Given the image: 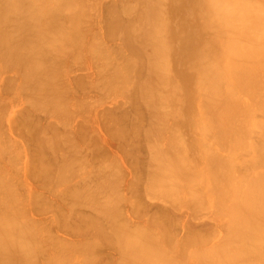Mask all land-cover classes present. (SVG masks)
Returning a JSON list of instances; mask_svg holds the SVG:
<instances>
[{
    "label": "bare ground",
    "instance_id": "1",
    "mask_svg": "<svg viewBox=\"0 0 264 264\" xmlns=\"http://www.w3.org/2000/svg\"><path fill=\"white\" fill-rule=\"evenodd\" d=\"M84 1V0H83ZM105 1V0H104ZM120 1V0H119ZM122 2H123V0H121ZM143 2V4H142V2L141 3H137V2ZM243 2H244V0H242ZM248 1H250V0H246V4H243L240 0H239V2L238 3H236V0H138L137 2H136V4H139V6L138 7H140V9L139 8H137V10H139L140 12H134V14L135 13H137L136 15H134L133 16V14H131V13H133V11H134V9H136L135 8V4H134V6H132L133 4L130 2V0L128 1V0H126V1H124L125 3V5L122 3V2H118L117 3V5L116 4H114L113 3V5H115V6H117V7H119V5H120V8H116V9H120V10H123V12H121V16H122V18L121 19H123L124 18V21L123 22H121L122 20H120L119 18L121 17L119 14H118V12H115V11H118V10H116L115 8H113V7H111V8H113V10L115 9V11H113L112 13L111 12H108V11H110V10H107L106 8H104V10L102 11L103 12V14H105V12L107 11V14H105V15H107L106 16V18L109 16V13H110V15L111 16H109V21H108V18L107 19H105V20H107V21H105L106 22V28H107V31L110 33H108L107 35H113V34H111L112 33V31L113 30H117L116 32H118L119 30V32L118 33H121L120 34V36L122 35V37H123V42H124V44H123V46H124V49H125V47H127L126 49L128 50V52H130V53H128L127 51H125V53L122 51H120L119 50V48H121L120 46H119V44H116L117 45V47H115V48H118V50H119V54L118 55H116V56H121L122 57V60L119 62L121 65H122V67H121V65L119 66L118 64H115L114 65V63L113 64H111L112 65V70H111V65H110V63H112V62H109L110 60H109V58H107L106 57V55L109 57V55L107 54V52L105 53V52H103V54H104V56H105V58L103 59L104 61V63L103 62H100L99 63V65H102L101 67H103V66H105V65H103V64H106V68H108L109 69V67H110V69L109 70H107V73H105L104 72V67H103V71L102 72H104L105 74L103 75V77L105 78V79H108V77L107 76H109V79H108V81H109V85H111V88H112V86H116L119 90H121V91H124V89H125V86H127V84H125V82L124 81H126L127 79H125V74L127 75V77L126 78H128L131 74H132V76H130L129 77V79H130V82H131V87L130 88H128V87H126V88H128V89H130V92H128L129 90H127V93H125V94H129V96L131 97L130 99H133L134 101V105L136 104V105H141V109L140 110H137V108L135 109L137 112H135V113H133V115H134V119H136L137 120V118H136V114H138V112H139V114L141 113H144V112H146V115L147 114H149L150 116H149V118H150V121H148L150 124L145 128L146 129V131H145V129H144V127L142 128V129H144V131H145V134H144V136L146 135V136H149V138L150 137H152L154 134L155 135H157V133L161 136V132H160V130L162 129V133L163 132H165L166 131V135L170 132V135L173 133V128L171 129V131H170V129L168 128V126H167V122L166 123H164L165 122V120H167V117H169L168 116V114H169V112L168 111H166L165 109H167L168 107H167V105H169V110L172 112V113H174L172 116H170L171 118L170 119H175L176 120V122H180V124L181 125H183L184 126V128H182L181 130H182V135H184L185 134V136H186V138L184 139V143L182 144L181 142H180V139H178V134H175V132L173 133V134H175L174 135V137L177 135V141L176 142H178V140H179V144L177 145L178 147H179V145H182L183 147H180V149H179V154H178V151H176L177 149L176 148H174V146H173V149H172V147H170L171 145H170V143L169 142H167V144L169 145V149H167L166 150V148H164L165 149V151H163V150H161V153L163 154H161V155H156L155 156V154H160V150H157L159 153H154V152H151L150 151V149H148L149 147H150V145L149 144H147V142H151L150 144H152V145H155V146H152V147H155L156 148V144L157 143H159L160 141H158V140H156V141H154V139L155 138H157V136H155V138H154V136L152 137V138H154L153 139V141H150V140H145L146 139V137H145V139H143V142L145 143V141H146V143H145V147H147V149L145 148V151L147 150H149V156H150V152H151V154L153 153V155L152 156H150L149 157V159L151 160V162L153 163V166H152V164H149L148 165V167H146L147 166V164L148 163H145V169L147 168V169H149L150 168V170H148V172H147V175H145L146 174V172L145 173H143L146 177H148V178H145L144 180H147V181H150V179L152 180V181H150L149 183L147 182L146 183V187H145V185H144V187L145 188H147V189H149L150 191H149V193H151V195L150 196H148V197H154L155 198V196H152V194L154 193V194H156L157 196H160L161 194H159V192H157V193H155V191H153V190H155V186L157 185V183H156V181L160 184V182L161 183H164L165 185H162L163 187H165L164 189H166L167 187H166V184L168 185L169 183L170 184H172L173 186H174V188H177V187H185V188H187V192L189 193V195H190V199L192 198L193 200H189V198L187 199V198H185L183 201H185L186 199L187 200H189V201H193L194 203H195V201H200L201 199H202V201L203 200H205V194L206 193H208L209 192V195L211 194V197H209V198H211V201H208L209 203L207 204V205H209L210 204V206H211V203H212V201H213V199H214V195H215V191L217 192L216 194L217 195H215L216 196V207L217 208H219L220 209V211H221V214L225 217L224 219H223V227L225 228V230H224V234L221 232V234H222V236H220V238L218 239V240H212L211 242H212V244H211V246L207 249V251H199V249H201V250H203V249H205V247L203 248V247H201V240H202V238H200V236H199V238L201 239V240H199L200 241V244L199 243H197V242H199V241H195L196 242V244H199L198 246L199 247H201V248H199V247H197L196 248V250H197V252L196 253H193V251L195 250V248H193L192 247V245H191V247L194 249L193 251L192 250H189L188 251V253L189 252H191V254L189 255V256H195V254H197L198 252H200L201 253V257L203 258V256H204V254H205V260H204V264H264V129L262 130V129H260L259 127V125H258V128H259V130L258 131H256L257 130V126H255V127H253L254 129H252L251 128V125L252 124H257V123H254V121H255V118H254V116L256 115V113H259L260 111H258V110H261V114H262V112L264 113V104H262L263 102H261L260 103V101H259V105L260 104H262L263 105V107H261L260 108V106H262V105H258L257 107V109H256V107H254V105L253 106H251V104H250V106H249V102L248 101H245V103H244V101H241L242 103L241 104H243L244 103V105L243 106H240L241 107V109H243V111L242 110H240V108H239V100L236 98V96H237V93L241 90V91H243V90H245L246 89V91H248V93L249 94H247V92H246V95H249L248 97H250V94H252L253 95V92L255 93L256 91H257V89H255L256 87H260L261 85H263L262 83H257V77H259L258 75V73L256 72V73H254L256 76H254L253 77V71H257V69H258V67L260 68L261 67V65H262V67L261 68H263L264 69V66H263V64H261V65H259L258 63H257V61L256 60H258L259 59V57L260 56H262V57H260V59L261 58H263L264 57V41L262 42V44L260 43V39L262 38V37H258V39L256 40V43L258 42V44L257 45H263L262 47H260V46H255V49L258 51V54H260L259 56L258 55H256V50H253V48H254V45H253V41H254V44L256 45V43H255V40H251L252 42L251 43H249V41L248 40H245V45H244V47L247 45V47H245V48H248V51L249 52H246L247 51V49L244 51V49H243V51L242 50H240V49H242L241 47H239V46H241L242 45V43L244 42V40H242V38L245 36V35H247V38L246 37H244L245 39H248V37H249V40H250V36H251V32H253L254 30H253V28L251 27L252 26V23L254 22V20H253V22L251 23V21H252V19H251V17H249L248 18V13H247V15L246 14H244L245 16H247L246 18H248L247 20H245L246 18H244V15H243V13H242V10H243V6L246 8V6H247V8L250 6V5H252L251 3H249ZM252 1V3H253V5L252 6H254L255 4H257L260 0H251ZM258 1V2H257ZM261 1H263V3L262 4H264V0H261ZM73 2H77V5H78V7L76 8V7H73L74 5H72V4H74ZM86 2V1H85ZM94 1H92V3H93ZM97 2V1H96ZM95 2V3H96ZM111 2H113V1H110V3ZM79 3V4H78ZM109 3V2H108ZM109 3V4H110ZM123 4V6L122 7H124V8H121V5ZM134 3H135V1H134ZM260 3V4H261ZM88 3H86V5H87ZM91 3L89 2V5H90ZM94 4V3H93ZM127 4V5H126ZM131 6V7H134V8H132L133 9V11L131 10V7H129L128 8V6L129 5ZM132 4V5H131ZM142 4V5H141ZM76 4H75V6H77ZM84 8V7H86L84 4H82V2H80V1H77V0H0V60L1 61H3L4 59V61H6L7 63H8V65H7V63H5V64H3L4 62H0L1 64H0V66H1V68H2V66L3 65H5V66H8V68H9V64H13V66L11 65L10 67L12 68V67H14V65L16 66V68L19 66V67H21V69L20 68H17V70H15V71H17V73H19V72H21V73H23V75H24V73H26L25 75L26 76H21V73H19L20 74V79L22 80L23 79V81H21L20 79V81L21 82H28V81H30L29 79H32L31 81H35V84H37L39 81H47V80H49L50 79V77H52V75H53V72L55 71V70H57V69H62V68H60V66L58 65L57 66V64H56V66L58 67H56L55 66V64L54 63H52L54 60H53V57H55L54 59H55V63H58L59 62V64H61L62 63V65H63V62H61L60 63V61H58V60H60V57H61V59H62V57H63V60L64 59H66L68 56L65 54V53H67V54H72V53H77V52H81L82 50H81V47L78 49V47L79 46H81V44L79 45L78 44V47H77V44H75L74 42L75 41H77V43L79 42L78 41V39H79V37L83 34H85L84 32H86V31H88L87 29L90 27L87 23H86V25L87 26H89V27H87V28H85L84 29V27L83 26H86L85 24H81V23H79V20H77L78 21V23H76L75 21H74V16L75 15H78L79 13H77V12H79V10L82 8L81 6ZM98 5V4H97ZM112 5V6H113ZM141 5V6H140ZM258 5V4H257ZM257 5L256 6H254L255 8L257 7ZM71 6V7H70ZM110 6H111V4H110ZM114 6V7H115ZM79 7H81V8H79ZM97 7V9H98V6H96ZM95 7V8H96ZM125 7H126V9H129V11L127 10V11H125L126 9H125ZM251 7V6H250ZM79 8V9H78ZM81 9V10H88L87 8L85 9ZM93 8V7H92ZM246 8V9H247ZM253 7H251V9H252ZM259 8V7H258ZM89 9H91V8H89ZM96 9V10H97ZM257 9V8H256ZM256 9L254 10V13H255V11H256ZM68 10V11H67ZM112 10V9H111ZM120 10H119V12H120ZM253 10V9H252ZM251 10V11H252ZM65 11H67L68 12V14L70 15V16H68V14H66V12ZM132 11V12H131ZM136 11V10H135ZM251 11H249V12H251ZM64 12H65V16H66V21H67V19H68V17H69V20H70V23H68V22H66V24H67V28H64L63 26V24H65V23H63V22H60V20H62V16H64V15H62V13L64 14ZM100 12H101V10H100ZM100 12H99V14H100ZM114 12L116 13L115 15H117L116 17L114 16ZM126 12V13H125ZM130 12V14H131V17H128V15H130V14H128ZM125 13V14H124ZM138 13H139V18H138ZM262 13H264V12H262ZM81 14V13H80ZM123 14H124V16H123ZM128 14V15H127ZM260 14V16L262 17V15H261V12L260 13H258V15ZM60 15H62V16H60ZM82 15V14H81ZM101 15V14H100ZM119 15V16H118ZM257 15V14H256ZM83 16V15H82ZM103 16V15H102ZM126 16H127V18H130V19H128V21H129V23L127 22V23H125L127 20L125 19L126 18ZM136 17L137 16V18H134L133 19V17ZM249 16H252V14L250 13V15ZM259 16V17H260ZM61 17V18H60ZM87 16H85V22L87 21V18H86ZM115 17V18H114ZM119 17V18H118ZM59 18H60V20H59ZM77 18L79 19V18H82V17H80V16H77ZM88 18H89V16H88ZM118 18V19H117ZM253 18V17H252ZM258 17H256V19H257ZM263 19H264V17H262ZM113 19V20H112ZM132 19V20H131ZM135 19L137 20V21H135ZM250 19V21H248ZM260 19V18H259ZM12 20V21H11ZM64 20H65V18H64ZM131 20V21H130ZM134 20V21H133ZM83 21V20H82ZM81 21V19H80V22H82ZM101 21H103V20H101ZM256 21V23H258L257 22V20H255ZM8 22V23H7ZM12 22L13 23H15V25H16V29L15 28H13V27H10V25L12 24ZM75 22V23H74ZM84 22V23H85ZM89 22V21H88ZM136 22V23H135ZM5 23V24H4ZM90 23V22H89ZM122 23H125V24H122ZM262 23H264L263 21H262ZM4 24V25H3ZM9 26H8V25ZM62 24V25H61ZM66 24H65V27H66ZM83 25L82 27L79 25L77 28L79 29V27L80 28H82V29H84V31H83V33H81L82 32V30H78L77 28H75L74 26L75 25ZM247 24H251L250 26H248V27H251V29H249L248 27V30H244V26H246ZM69 25V26H68ZM102 25V24H101ZM8 26V30L7 31H5L3 28L4 27H7ZM104 26V25H103ZM253 26H254V24H253ZM257 26V25H256ZM259 26V25H258ZM262 26H264L263 24H262ZM92 27V26H91ZM10 28V29H9ZM14 30H16L17 32H16V34H14V32L15 31H13V29ZM242 28H243V30H242ZM258 28H260V27H258ZM12 29V31L10 32L9 30H11ZM90 29V28H89ZM105 29V28H104ZM103 29V30H104ZM119 29V30H118ZM256 29V28H255ZM95 30H97L98 31V29H94L93 30V34H94V32H95ZM251 30V31H250ZM253 30V31H252ZM260 30V29H259ZM48 31H50L51 33H48ZM78 31H80V33L78 32ZM96 31V32H97ZM105 31V30H104ZM107 31L105 32V35H106V33H107ZM246 32L247 34H244V32H243V36L240 34V32ZM247 31H250V35L248 34L249 32H247ZM103 32V31H102ZM115 32V31H114ZM12 33V34H11ZM19 33H22L21 35H19ZM97 33H99V32H97ZM253 33H256V32H253ZM92 34V32L90 31V35ZM104 34V33H103ZM82 35V36H83ZM89 35V36H90ZM100 35V34H99ZM106 35V36H107ZM236 35H241L242 36V38H239V37H237V38H239V39H241V41H243V42H240V44L239 45H237L236 44V47L238 48V49H234V47L232 46V45H235L234 44V41L237 39V38H234V36L236 37ZM249 35V36H248ZM261 35V34H260ZM82 36L80 37V38H82ZM88 36V35H87ZM103 36V35H102ZM114 36V35H113ZM112 36V37H113ZM232 36H233V39H232ZM240 36V37H241ZM263 36V35H262ZM84 37H85V35L83 36V39H84ZM91 37V36H90ZM95 37V36H94ZM109 37H111V36H109ZM122 37H120V38H122ZM254 37H255V34H254ZM89 38V37H88ZM115 38V37H114ZM114 38H112L113 40H114ZM119 38V39H120ZM251 38H253V37H251ZM260 38V39H259ZM83 39H81V40H83ZM93 39L94 38H92V41H93ZM100 39V38H99ZM111 39V38H110ZM111 39V40H112ZM239 39H237V40H239ZM255 39V38H254ZM264 39V38H263ZM81 40H80V42H81ZM232 40H234V41H232ZM260 40V41H259ZM71 41V42H70ZM247 41H248V43H247ZM235 42H237V41H235ZM95 43V42H94ZM118 43V42H117ZM120 43H122V41L120 42ZM97 44H100V45H98V48H95L96 50L97 49H101L102 50V47H101V43L98 41L97 42ZM97 44H94V46L95 45H97ZM244 44V43H243ZM74 45H76V46H74ZM115 45V46H116ZM253 46V48H251L250 46ZM72 46H73V49H72ZM92 47H93V45H91ZM119 46V47H118ZM250 48H249V47ZM91 47V48H92ZM97 47V46H96ZM108 47H110V46H108ZM232 47H233V49H232ZM243 47V46H242ZM69 48V49H68ZM77 48V51L75 50ZM94 48V47H93ZM113 48V47H112ZM110 49V50H112L113 52H115L114 51V49L115 48H113V49ZM258 48H260V49H258ZM231 49H232V51H235V50H237V53L236 52H234L236 55H232L231 53H232V51H231ZM251 49V50H250ZM80 50V51H79ZM88 50H90V48L88 49ZM96 50H94V52H96ZM101 50H100V52H101ZM104 50V49H103ZM121 50H123V49H121ZM241 52V56L243 57L244 56V58H246V59H244V58H242L241 56H239L240 55V52ZM91 51V50H90ZM90 51H88V52H90ZM99 51V50H98ZM97 51V52H98ZM231 51V53H230V55L231 56H235V57H233V59H231V57L229 58V56H228V58H229V60L230 61H226L225 60V62H227L228 63V65L229 64H232L233 66L235 65V63L237 62V61H239L238 59V57H240L241 59H242V61H239V63H241V64H239L238 62V64L241 66H239V65H235L234 66V68H233V66H230L231 67V70H229V72L230 71H232V72H230V74H228V75H230V76H232L233 77V75H234V78L236 79H234V78H232V82H235V81H237V82H235V84L233 83H231V82H229V83H227V82H225V80L223 79L224 78V76H223V73L225 74V72H226V70L223 72V70L224 69H226L225 67H226V65H225V67H223L222 68V65H220V62L221 61H223L222 59L224 58L223 57V55H225L226 56V58H227V53L228 52H230ZM252 51V52H251ZM254 51V52H253ZM262 52V53H260V52ZM121 52V53H120ZM238 52H239V54H238ZM243 52V53H242ZM248 53V54H246V53ZM116 53H117V51H116ZM116 53H114L113 55L115 56V54ZM233 53V54H234ZM244 53H245V55H244ZM250 53H255V55H256V57L254 56V54L252 55V54H250ZM56 54V55H55ZM60 54V55H59ZM67 56V57H64L65 55ZM74 54H73V57H74ZM82 54V53H81ZM100 53H98L97 55H98V57L99 56H101V55H99ZM101 54H102V52H101ZM102 54V55H103ZM120 54H130V55H120ZM131 54H133V56L131 55ZM62 55V56H61ZM77 55H79V54H77ZM94 55V54H93ZM248 55V56H247ZM252 55V56H251ZM9 58H8V57ZM53 56V57H52ZM76 56V55H75ZM80 56H82V55H80ZM96 56V55H95ZM132 57V58H130V57ZM124 57V58H123ZM220 57H223V58H220ZM249 57V59H251V57H255V58H257L255 61H256V64H258L256 67H254V68H252V69H256V70H252V71H250L249 72V69L252 67H250V61H252V60H249V62H248V58ZM7 58V59H6ZM28 58V60H26ZM34 58H36V60H33ZM52 58V59H51ZM57 58H59V59H57ZM71 58H72V56H71ZM78 58V57H77ZM80 58V57H79ZM103 58V57H102ZM101 58V59H102ZM114 58H116V57H114ZM235 58L237 59V61L235 60ZM3 59V60H2ZM8 59H11L12 60V62H11V60H9L10 61V63H9V61H8ZM33 60L32 62H37V61H39V62H37L36 63V67H35V69L33 70V64H32V62H29L30 60ZM38 59V60H37ZM68 60L70 59V57L69 58H67ZM97 59V58H96ZM108 59V61L107 62H109V64H107V62H106V60ZM118 59H119V57H118ZM26 61V63L27 62H29L28 63V65H25L24 64V62L23 61ZM50 60L52 61V62H50ZM56 60H57V62H56ZM63 60H61V61H63ZM80 60V59H79ZM94 60V59H93ZM232 60H233V63H231L232 62ZM247 60V62L250 64V65H248V63L247 64H245V69H244V63H245V61ZM74 61H75V59H74ZM100 61V60H99ZM236 61V62H235ZM244 61V62H243ZM254 61V60H253ZM254 61V62H255ZM258 61H260V60H258ZM263 61V60H262ZM261 61V62H262ZM43 62H46V65H45V63H43ZM47 62H49V63H47ZM71 62V61H70ZM76 62H78L77 60H76ZM75 62V63H76ZM83 62V61H82ZM82 62H81V64H82ZM254 62H252V64L254 63ZM22 63H23V65H24V67H23V65H22ZM30 63H31V65H30ZM38 63H39V65H38ZM44 64V66H43V64ZM84 63V62H83ZM96 63H98L97 61H96ZM221 63H224V62H221ZM40 64H42V65H40ZM50 64V65H49ZM52 64H54V67H51V65ZM77 64V63H76ZM32 67V69H31V67ZM96 65V64H95ZM107 65H108V67H107ZM110 65V66H109ZM118 65V68L116 67ZM227 65V66H228ZM243 65V66H242ZM246 65L247 66H249V67H246ZM255 64H253V66H254ZM26 66H27V68H29V69H26ZM44 68H43V67ZM48 66V68H54L55 69V67H56V69L55 70H53V71H51L52 72V75L50 76H48V74L49 73H51L50 72V69H46V67ZM67 66H69V64L67 65ZM140 67V69H141V71L143 72V68H144V70L146 69V73H144L145 74V76L143 77V75H142V78L139 76V77H137V75H135V71L134 70H136V71H139L140 69H139V67ZM39 67V68H38ZM120 67V68H119ZM229 67V66H228ZM236 67V68H235ZM240 67V68H239ZM0 68V69H1ZM10 68V69H11ZM16 68H14V69H16ZM40 68H43V69H40ZM106 68H105V70H106ZM135 68H137V69H135ZM260 68V69H261ZM10 69H9V71H10ZM18 69H20L19 71H18ZM24 69V71L25 72H22V70ZM38 69V70H37ZM40 69V70H39ZM45 69H46V71H45ZM67 69V68H66ZM102 69V68H101ZM131 69H133V70H131ZM223 69V70H222ZM228 69V68H227ZM233 69V70H232ZM234 69H235V71H236V69H241V71H239V73L240 72H242V73H240V75H239V73H238V71L237 72H235L234 71ZM248 69V70H247ZM259 69V70H260ZM262 69V70H263ZM5 70V67H4V69L2 70V71H4ZM29 70V71H28ZM33 70V71H32ZM43 70H44V72H43ZM47 70H49L48 72H47ZM60 70H57V72L59 73V71ZM96 70V69H95ZM110 70H111V74H110ZM121 70H123L122 72H124V73H122L121 72ZM128 70H131V73H129L128 72ZM243 70V71H242ZM258 70V71H259ZM31 71V72H30ZM37 71V72H36ZM40 71H42L43 72V75H45L44 77H40L41 75H38V74H41L40 73ZM62 71V70H61ZM100 70H98V72H99ZM132 71H134L133 73H132ZM141 71H139L140 73H141ZM245 71H247V72H249V74L247 73V72H245ZM46 72V73H45ZM95 72V71H94ZM97 72V73H98ZM108 72H109V75H107L108 74ZM139 72H136V74H138L139 75ZM235 72V74H237V76L235 75V74H233ZM245 72V73H244ZM34 73H35V76H31V77H29V75H34ZM37 73V74H36ZM54 73H56V72H54ZM129 75H128V74ZM143 73H141V74H143ZM231 73H232V75H231ZM253 75H252V74ZM122 74H124V76L122 75ZM226 74V75H227ZM248 74V75H247ZM258 74V75H257ZM37 75H38V79L39 78H43L42 80H38L37 79ZM47 75V76H46ZM56 75H57V73H56ZM56 75H55V78H58V76L56 77ZM97 75H99V74H97ZM101 75V74H100ZM99 75V76H100ZM135 75V80L136 81H131V80H133L134 79V76ZM227 75V76H228ZM241 75H243V76H245V77H240ZM246 75L248 76V77H250L251 75V77L249 78V79H247L248 77H246ZM261 75V74H260ZM264 75V74H263ZM262 75V76H263ZM60 76H62V75H59V78H60ZM84 76V75H83ZM99 76L97 77L98 78V80L100 81L101 80V78H102V76H100V78H99ZM236 76V77H235ZM22 77V78H21ZM33 77V78H32ZM46 77V78H45ZM75 77V76H74ZM107 77V78H106ZM229 77V76H228ZM227 77V78H228ZM237 77H238V79H237ZM240 77V78H239ZM253 77V78H252ZM25 78V79H24ZM28 80H27V79ZM53 79H54V75H53V77H52ZM50 79L51 81H47L46 82V84H48V83H51V84H53L54 82L55 83H57V80H53V79ZM62 78H63V76H62ZM76 78H77V76H76ZM81 78V77H80ZM79 78V79H80ZM96 78V77H95ZM103 78V80H101L102 82H104V79ZM230 78V77H229ZM243 79V82L244 81H246V79H247V81L248 82H242V79ZM256 79V82H255V84L257 83L258 85H260V86H255L254 87V83H253V80L252 79ZM8 79V78H7ZM16 79V78H15ZM125 79V80H124ZM225 79H226V77H225ZM235 81H234V80ZM241 79V80H240ZM245 79V80H244ZM251 79V81H249ZM259 79H261V77H259ZM6 80V79H5ZM54 82H53V81ZM60 80V79H59ZM59 80H58V82H59ZM95 80V79H94ZM224 80V82H222ZM227 80V79H226ZM262 80V79H261ZM8 81H12V80H8ZM63 81V80H62ZM97 81V80H96ZM127 81H129V80H127ZM127 81H126V83H127ZM231 81V80H230ZM242 82V85L245 87L244 89H241L239 86H241L240 84H239V82ZM263 81V80H262ZM19 82V81H18ZM53 82V83H52ZM124 82V83H123ZM129 82V83H130ZM135 84V88H133L134 87V85L132 86V84L133 83ZM252 83V84H250V87H252V91L253 90H255V91H251L250 90V92H249V90H247V88H246V86L248 85L247 83ZM261 82V81H260ZM7 83V82H6ZM55 83H54V85H55ZM60 83V82H59ZM79 83V82H78ZM81 83V82H80ZM86 83H87V81H86ZM94 83V82H93ZM108 82H105V85H103V83L101 84V86H102V89H103V87L105 86V88L107 89V87H106V84H107ZM125 84V86L123 85V84ZM23 83H20V85H22ZM65 84V83H64ZM64 84L62 85V83L61 84H56L55 86L57 87H59V86H63V88H64ZM82 84V83H81ZM80 84V85H81ZM99 83L97 82V85H98ZM229 84V85H228ZM238 84H239V86H238ZM256 84V85H257ZM1 85V84H0ZM8 85V84H7ZM12 85V84H11ZM14 86H15V83L13 84ZM12 85V86H13ZM42 85H44V84H40V85H38V87L36 88V90H34L35 88H33L32 86H29L28 87V89H30V90H32V92L29 90V94H27V95H29L30 97V101H31V99H32V101L31 102H34V103H36V104H39V105H41V106H44L45 108L46 107H53L54 106V103H56V104H58L59 103V105H61V103H60V101H62V102H64V101H66V99L64 98L63 100L61 99L60 100V98L62 97H59V92L61 91V92H63L62 90H61V88H62V86L61 87H59L60 89H58L57 90V88H56V90H57V94H56V92L54 93V92H51V90H52V88H48V89H50V93H48L46 90H48V89H46V90H44L45 92H43V91H41V90H39L38 88L40 87V88H42ZM93 85V84H92ZM95 85V84H94ZM123 85V86H122ZM25 85L23 84L22 86H20V88H22V87H24ZM26 86H28V84L26 85ZM46 86V85H45ZM68 86V85H67ZM72 86H74V85H72ZM77 86H79L78 84H77ZM76 86V87H77ZM83 86V85H82ZM96 86V85H95ZM99 86V85H98ZM98 86H96V87H98ZM235 86V87H234ZM237 86V87H236ZM5 87V86H4ZM18 87V86H17ZM123 87V88H122ZM247 87H249V86H247ZM12 88V87H11ZM16 88V87H15ZM14 88V89H15ZM25 88V89H24ZM24 88H22L23 90H27V88L26 87H24ZM33 88V89H32ZM62 88V89H63ZM65 88H67V87H65ZM64 88V89H65ZM68 88H69V86H68ZM75 88V87H74ZM101 88V87H100ZM133 88V89H132ZM237 88V89H236ZM238 88H240V89H238ZM243 88V87H242ZM3 89V88H2ZM5 89V88H4ZM17 89V88H16ZM21 89V90H22ZM38 89V90H37ZM113 89V88H112ZM123 89V90H122ZM251 89V88H250ZM263 88L261 87V90H262ZM10 90V89H9ZM65 90H67V89H65ZM77 90V89H76ZM82 90V89H81ZM105 90V89H104ZM117 90V89H116ZM2 91H5V90H2ZM12 91V90H11ZM15 91V90H14ZM36 91V92H35ZM38 91H41L42 92V95H43V93H44V96H45V94H46V92H47V95H51V93L52 94H56L55 96H57V97H53L54 95H51L52 96V99H50V100H52L51 102L49 101H47L46 99H44V101H42L43 99H41V98H43V96L41 95V92H39L40 94H38V95H41V96H37L36 94H37V92ZM53 91H55L54 89H53ZM79 91V90H78ZM78 91H76V93H78ZM240 91V92H241ZM260 91V89L258 88V92ZM30 92H31V94H30ZM125 92H126V90H125ZM215 92V93H214ZM219 92V93H218ZM244 92V91H243ZM244 92V93H245ZM3 93V92H2ZM34 93H36V94H33ZM65 93V92H64ZM75 93V94H76ZM218 93V94H217ZM243 93V94H244ZM9 94V93H8ZM12 94V93H11ZM26 94H23V95H26ZM239 94V96H237V97H239V98H241L240 97V95L242 94V92L241 93H238ZM263 94H264V91H263ZM33 95V96H32ZM35 95H36V97H35ZM60 95H61V93H60ZM64 95V94H63ZM245 95V94H244ZM255 96V98L257 97L256 96V94H254ZM257 95H258V93H257ZM49 96H47L48 98H50ZM128 96V95H127ZM127 96H126V98H127ZM26 97V96H25ZM31 97H33V98H31ZM34 97H35V99H34ZM37 97H41L40 99H38ZM70 98H71V96H69ZM68 97V98H69ZM76 97H78V95H76ZM262 97V96H261ZM264 97V96H263ZM13 98V97H12ZM39 100V101H42V103L40 104V103H38V102H36L37 101V99ZM54 98H56L57 99V101L55 102V99ZM216 99V102L214 101L215 99ZM235 98V99H234ZM243 98V97H242ZM251 98H253L252 96H251ZM255 98H254V100H255ZM58 99L60 100V101H58ZM130 99H128V101H130ZM214 99V100H213ZM258 99V98H257ZM257 99L255 100V101H257ZM260 99V98H259ZM35 100V101H34ZM49 100V99H48ZM125 100V99H124ZM220 101L221 100V102H218V101ZM242 100V99H241ZM252 101H253V99H251ZM263 100V98L261 99V101ZM14 101V100H13ZM27 101H29V100H26V102ZM47 102V106L46 105H43V104H45V103H43V102ZM76 101H78V99L76 100ZM127 100H126V102H128ZM211 101H213V102H215L214 103V105H213V103L211 102ZM235 101H237V105H236V103H235ZM117 102V101H116ZM133 102H132V104H133ZM222 102H223V104H222ZM246 102H247V104H246ZM29 103V102H28ZM48 103H50L49 104V106H48ZM66 103V102H65ZM79 104H80V102H78ZM83 103H84V101H83ZM122 104H123V102H121ZM125 103V102H124ZM131 103V101L129 102V104ZM212 103V104H211ZM219 103H221L222 104V107L223 108H225V107H227L228 108V110L229 109H232L233 107L232 106H235L236 108H234V110L235 111H237V109H238V112H239V110L242 112V115L243 116H239V118H238V115L240 114V112H239V114H237V112L234 114L233 113V116H231L232 115V113H231V117H229L230 119L231 118H233V120L235 119V117H237L238 118V120H237V122H235V123H237V125H232V124H234V121L232 122H230L229 121V119L227 118V115H228V113L227 112H229V111H227L226 112V114L227 115H223L222 116V111H224L223 109H222V107L220 106L221 104H219ZM251 103V102H250ZM32 104V103H31ZM52 104V105H51ZM64 104V103H63ZM62 104V106L64 107V108H66L67 107V103L65 104V105H63ZM79 104L77 105L78 107H79ZM85 104V103H84ZM114 104V103H113ZM213 105L214 107H212L211 105ZM219 104V105H218ZM7 105V104H6ZM28 105V104H27ZM59 105H55V109H56V111H57V108L59 107L60 108V106ZM74 105H75V103H74ZM81 105H83V104H81ZM125 104H123V106H124ZM135 105V106H136ZM164 105H166V106H164ZM218 105V106H217ZM225 105V106H224ZM228 105H232L231 107L229 106L228 107ZM247 105V106H246ZM8 106V105H7ZM23 106V105H22ZM61 106V107H62ZM126 106V105H125ZM128 106V105H127ZM131 106V108H133L134 109V107H132L133 105H130ZM129 106V107H130ZM201 108H200V107ZM221 107V109H222V111H221V109L219 108H217V107ZM238 106V107H237ZM256 106V105H255ZM77 107V108H78ZM116 107V106H115ZM138 107V109L140 108V106H137ZM163 107H166V108H163ZM243 107H245V112L246 111H248L247 113H244V108ZM248 108V110H247V108ZM5 108V107H4ZM26 108V107H25ZM30 108V107H29ZM33 108V107H32ZM31 108V109H32ZM58 108V109H59ZM68 108V107H67ZM76 108V109H77ZM86 108V107H85ZM116 108H118V107H116ZM119 108H121V107H119ZM130 108V109H131ZM212 108H213V111H212ZM217 109L216 111H215V109ZM227 108H225L226 110H227ZM252 108V109H251ZM3 109V108H2ZM27 109V108H26ZM36 109V108H35ZM40 109V108H39ZM43 109V108H42ZM70 109V108H69ZM68 109V110H69ZM84 109V108H83ZM133 109H131V111L133 110ZM255 109V110H254ZM1 110V109H0ZM19 110H24L23 108L21 109H19ZM28 110V109H27ZM51 110H53V108L51 109H49V112H51ZM72 110V109H71ZM79 110V109H78ZM104 110V109H103ZM109 110V109H108ZM116 110V109H115ZM122 110V109H121ZM124 110H125V108H124ZM128 110V107H127V109H126V111ZM143 110V111H142ZM234 110H232V112L234 111ZM250 110V111H249ZM251 110H252V112H251ZM58 111H63L62 109L61 110H58ZM58 111L55 113L56 115H59L58 114ZM76 111V110H75ZM86 111V110H85ZM99 111V110H98ZM102 111V110H101ZM107 111V110H106ZM206 111H208V114L210 113V111H212V113L213 114H215L216 116H214L215 117V120H214V118H213V116L211 115V116H209V117H212L213 119H212V121H211V119L209 120V117L207 116V114H205V112ZM218 111H220L221 112V114L218 112ZM234 111V112H235ZM256 111H258V112H256ZM45 112V111H44ZM49 112L47 113V114H49ZM54 111H52V113H53ZM65 112H67V114H70L67 110L65 111ZM78 112V111H77ZM109 112V111H108ZM114 112V111H113ZM124 112V111H123ZM167 112H168V114H167ZM215 112V113H214ZM256 112V113H255ZM5 113V112H4ZM28 113V112H27ZM82 113V112H81ZM102 113V112H101ZM112 113V112H111ZM110 113V114H111ZM119 113H121V112H118V115H117V120H118V122L117 123H119V119L120 120H127L128 121V118L132 115L131 114V112H130V110L128 111V112H124V115L125 116H122V114L123 113H121V116L119 117ZM126 113H127V115L129 116V114L128 113H130L131 115L127 118V115H126ZM165 113V114H164ZM180 113V115L178 116V114ZM203 113H204V115H206L208 118H207V121L206 122H212V124L209 122L208 123V125L210 126V124H211V127L212 128H210L209 127V130L210 129H212L210 132H212L213 131V133H215L216 132V129L215 128H219V129H217V133H215L213 136H214V138L216 139V138H218L219 139V141L220 140H222L221 142H222V144L223 143H226V145L229 143V145H228V147H230L232 144V139L233 138H235V139H233V144H234V142L237 140V138H238V142H239V144L237 145L238 146V148H239V152H241V155L240 154H237L236 153V151L238 152V148H237V146H236V144L234 145V147L233 146H231L232 147V150H234V149H236V151L233 153L232 152V150H231V147L230 148H227V146L226 145H222V146H224V148L221 146V142H219L220 144H217L218 143V139L217 140H215V139H213V140H215L214 142H215V144H217L218 145V147H217V149L219 148V146H220V149L221 150H224V151H226L225 153H226V155L224 156L223 154L224 153H222V155L224 156V157H221L222 155L221 154H219V150L220 149H214V151L213 150H211L213 147L210 145L211 143H208V145L206 144V142H208V139L207 140H205L206 142H204V141H201L202 140V138H201V140H200V136H198V135H195V137H194V134L195 133H199V134H201L202 133V135H204L203 134V132H205V118H204V116H203ZM207 113V112H206ZM211 113V114H212ZM245 115H244V114ZM255 113V114H254ZM22 114H23V112H22ZM24 114H25V112H24ZM32 114V113H31ZM61 114H64L63 112L61 113ZM114 114V113H113ZM113 114H111L112 116H113ZM116 114V113H115ZM139 114H138V116H139ZM218 114V115H217ZM220 114V115H219ZM223 114H225L224 112H223ZM237 114V115H236ZM251 114V115H250ZM29 115H30V113H29ZM132 115V116H133ZM145 115V116H146ZM164 115H166L167 117H166V119H164L165 118V116ZM234 115H235V117H234ZM241 115V114H240ZM248 115H250V116H248ZM264 115V114H263ZM14 116H15V114H14ZM21 116V115H20ZM35 116V115H34ZM37 116V115H36ZM60 116H66V115H59V117ZM69 116H71V114L69 115ZM69 116H67V117H69ZM218 116V117H217ZM221 116H222V118H223V120L224 119H227L228 121L226 122V120H224V123H229V124H231V126H233V127H235V128H230L232 131H230L231 132V134L233 133V131H235V129L237 130V134H234V135H236L235 137H234V135L233 136H230L231 134H229L230 132H228L230 129H228L229 128V126L228 125H226V124H224L223 123V120H222V118H221ZM256 116H258V115H256ZM262 116V115H261ZM32 117V116H31ZM106 117V116H105ZM121 117H126V119L124 118V119H122ZM142 117H143V115H142ZM147 117V116H146ZM173 117V118H172ZM218 118V121H217V118ZM244 117H245V119H244ZM247 117V118H246ZM249 117L250 118H252V119H249ZM264 117V116H263ZM25 118H26V115H25ZM24 118V119H25ZM62 118V117H61ZM70 118V117H69ZM236 118V119H237ZM241 118V119H240ZM12 119V118H11ZM15 119V118H14ZM23 119V120H24ZM32 119H34V118H32ZM36 119V118H35ZM103 119V118H102ZM106 119V118H105ZM235 119V120H236ZM248 119V122L247 123H245L246 121L245 120H247ZM257 119V118H256ZM1 120V119H0ZM19 120V119H18ZM28 119H25V121H26V123L28 122L27 121ZM30 120V119H29ZM37 120V119H36ZM62 120H66V118H63ZM67 120H68V118H67ZM70 120H71V118H70ZM108 120V119H107ZM129 120H130V118H129ZM209 120V121H208ZM250 120V121H249ZM253 122H252V121ZM257 120H260V118H258ZM262 120V119H261ZM260 120V121H261ZM13 121V120H12ZM15 121H16V119H15ZM51 121V120H50ZM49 121V122H50ZM102 121V120H101ZM32 122V121H31ZM35 122V121H34ZM49 122H47V125H49L48 123ZM62 122V121H61ZM67 122H69V120L67 121ZM79 122V121H78ZM82 122V121H81ZM136 122V121H135ZM216 122V123H215ZM242 122H244L243 124H242ZM12 123V122H11ZM44 123V122H43ZM54 123V122H53ZM80 123V122H79ZM121 123H123L122 121H121ZM127 123V122H126ZM130 123H132L131 121L128 123L129 124V126L128 127H130L131 125H130ZM213 123H215V124H219V126L220 127H218V125H217V127H215V124H213ZM221 123H222V125L223 126H227V130L226 129H224L223 128V126H221ZM250 123H252V124H250ZM262 123H263V121H262ZM19 124V123H18ZM22 124V123H21ZM38 124V123H37ZM71 124V123H70ZM70 124H68L69 126H70ZM75 124V123H74ZM78 124V123H77ZM116 124V123H115ZM148 124V123H147ZM245 124V125H244ZM249 125V126H247V125ZM261 124V123H260ZM0 125H1V123H0ZM3 125V124H2ZM11 125V124H10ZM28 125L30 126L31 124H29V122H28ZM46 125V124H45ZM66 125V124H65ZM72 125V124H71ZM85 125V124H84ZM122 125V126H121ZM121 125H118L119 126V128H120V130H117V128H118V126H116V127H114V129H112V130H115L114 132H119V134L118 135H122L123 133H125V132H127V131H125V130H127V124L125 125V126H123L124 125V123L123 124H121ZM170 125H171V122H170ZM27 126V125H26ZM28 126V127H29ZM39 126V125H38ZM59 126V125H58ZM80 126V125H79ZM133 129L135 128L134 126H135V123H133ZM139 126V125H138ZM263 126V125H262ZM262 126H261V128H262ZM2 128L1 129H3L4 127L3 126H1ZM42 127V126H41ZM45 127V126H44ZM49 127L52 129L51 131L52 132H54V129L56 128V127H54L53 125L52 126H50L49 125ZM54 127V128H53ZM63 127V126H62ZM107 127V126H106ZM170 127V126H169ZM171 127H173V125L171 126ZM177 125L176 126H174V131H177ZM248 127V128H247ZM264 127V126H263ZM11 128V127H10ZM14 128V127H13ZM16 129H18L17 127H15ZM32 128V127H31ZM40 128V127H39ZM47 128V127H46ZM64 128H66L65 126H64ZM83 128V127H82ZM81 128V129H82ZM118 128V129H119ZM121 128H123V130L121 131ZM126 128V129H125ZM131 128V127H130ZM130 128H129V132L131 131L130 130ZM161 128V129H160ZM208 128V127H207ZM207 128H206V131H207ZM256 128V129H255ZM0 129V130H1ZM15 129V130H16ZM20 129V128H19ZM24 129V128H23ZM35 129V128H34ZM34 129H31V130H34ZM36 129H38V127L36 128ZM43 129V128H42ZM63 129V128H62ZM81 129L79 130V132L81 131ZM213 129H215V132H214V130ZM224 129V130H223ZM250 129V130H249ZM13 130V129H12ZM11 130V131H12ZM27 130V129H26ZM50 130V129H49ZM71 129H68V132H67V130H63V131H66L67 133H71V131H70ZM77 130V129H76ZM77 130V131H78ZM83 130V129H82ZM87 130V129H86ZM225 130H226V132L229 134L228 136H227V133L225 134L224 132H225ZM262 130V131H261ZM3 131V130H2ZM56 131V130H55ZM59 131V130H58ZM84 131V130H83ZM94 131V130H93ZM121 131V132H120ZM125 131V132H124ZM143 131V130H142ZM167 131H168V133H167ZM179 131L180 130H178V132L177 133H179ZM224 131V132H223ZM255 132V133H257L256 135H260V136H258V137H260V138H258L259 139V141L257 140V147H258V149L256 148V151H257V153L255 152V150H254V154H252V155H254V157H253V160H254V158H255V162L254 161H252L251 159H252V157L251 158H248V157H250L251 155H250V153H248L250 156H248V154H246L244 151H249V152H251L252 150L250 149V144H252V143H249V141H251V140H248V135H250V134H248V132L249 133H251V132ZM1 132V131H0ZM26 132V131H25ZM34 132V131H33ZM37 132V131H36ZM85 132V131H84ZM87 132V131H86ZM91 132V131H90ZM90 132H89V135H90ZM113 132V133H114ZM123 132V133H122ZM160 132V133H159ZM209 132V133H210ZM240 133V135H239V133ZM262 133V134H260V133ZM1 133H4V132H1ZM13 133V132H12ZM17 133V132H16ZM45 133H46V131H45ZM50 133V132H49ZM120 133H122V134H120ZM134 133V132H133ZM213 133H211V135L213 134ZM14 134V133H13ZM28 134V133H27ZM38 134V133H37ZM43 134V133H42ZM57 134H59L58 132H57ZM72 134V133H71ZM75 134H76V132H75ZM82 134H84V133H82ZM87 134V133H86ZM85 134V135H86ZM109 134V133H108ZM107 134V135H108ZM129 134V133H128ZM245 134H248L247 136L245 135ZM2 136H3V138H5L4 137V135L3 134H1ZM17 135V134H16ZM20 135V134H19ZM32 135V134H31ZM33 135H34V133H33ZM33 135H32V137H33ZM77 135H79V133L77 134ZM81 135V134H80ZM79 135V136H80ZM92 135V134H91ZM90 135V136H91ZM96 135V134H95ZM125 135V134H124ZM123 135V136H124ZM127 135V134H126ZM142 135H143V133H142ZM158 135V136H159ZM181 135V134H180ZM179 135V136H180ZM206 135V134H205ZM210 134H209V136H211ZM239 135V137H237ZM245 135V136H244ZM253 135V134H252ZM255 135V136H256ZM2 136H0V137H2ZM6 136V135H5ZM28 136V135H27ZM36 136V135H35ZM38 136V135H37ZM48 136V135H47ZM51 136V135H50ZM62 136V135H61ZM64 136V135H63ZM133 136H134V134H133ZM140 136V135H139ZM143 136V137H144ZM159 136V137H160ZM163 136V135H162ZM161 136V137H162ZM207 137H208V134L206 135ZM213 136H211V139H212V137ZM215 136H217V137H215ZM225 136H226V139H227V141L226 142H223V141H225ZM229 136L231 137V138H229ZM241 136V137H240ZM244 136V137H243ZM25 137V136H24ZM23 137V138H24ZM39 137V136H38ZM38 137H35V138H38ZM40 137H41V135H40ZM40 137L38 138L39 139V141L38 140H36V142L38 141V142H41V140H40ZM75 137V136H74ZM98 137V136H97ZM111 137V136H110ZM116 137V136H115ZM161 137L159 138V139H161ZM204 137V136H203ZM229 138V140H228V138ZM9 138V137H8ZM7 138V139H8ZM26 138H28V137H26ZM42 138H43V136H42ZM41 138V139H42ZM50 138V137H49ZM52 138V137H51ZM54 138H55V140L57 139L58 140V138L60 139L61 137H56V135H54ZM208 138H210V137H208ZM243 138V139H242ZM245 138H247L246 139V141L248 140V142H246V144H244V140H245ZM7 139L6 140H4V144L7 142ZM25 139V138H24ZM30 139V138H29ZM46 139V138H45ZM48 139V138H47ZM63 139V140H62ZM93 139V138H92ZM98 139V138H97ZM151 139V138H150ZM158 139V138H157ZM203 139H206V138H203ZM34 140V139H33ZM44 140V138L42 139V141ZM54 140V139H53ZM54 140V141H55ZM65 140V141H64ZM86 140V139H85ZM84 140V141H85ZM145 140V141H144ZM164 140H166L165 138H164ZM168 141H169V139H167ZM231 140V141H230ZM235 140V141H234ZM14 141V140H13ZM26 141V140H25ZM24 141V142H25ZM31 141V140H30ZM52 142V144H54L55 142ZM61 141H64V142H62V143H60L61 145H64L63 143H67L68 141H71V140H69V138L67 139V137H65L64 136V138H61V140H60V142ZM120 141V140H119ZM175 141V140H174ZM211 141V140H210ZM8 142H9V140H8ZM72 142V141H71ZM70 142V143H71ZM87 142V141H86ZM142 142V141H141ZM152 142H154V143H152ZM231 142V143H230ZM2 143V142H1ZM0 143V144H1ZM10 143H12V142H10ZM26 143H28V142H26ZM29 143H31V142H29ZM66 143H65V145H64V148L63 149H65V147H66ZM69 143V142H68ZM67 143V144H68ZM97 143V142H96ZM128 143V142H127ZM172 144H173V142H171ZM181 143V144H180ZM241 143V144H240ZM247 143H248V146H250V147H248L247 146ZM259 143V144H258ZM14 144V143H13ZM42 144V143H41ZM41 144H38L36 147H38V146H41ZM48 144V143H47ZM46 144V145H47ZM51 144V146H54V145H52ZM56 144H57V142H56ZM60 144H57V145H60ZM72 145H74L75 143L74 142H72L71 143ZM125 144V143H124ZM134 144V143H133ZM165 144H166V142H165ZM243 144V145H242ZM1 145H3V144H1ZM6 145H8V144H6ZM6 145L4 146V147H6ZM26 145V144H25ZM30 145V144H29ZM36 145V144H35ZM43 146H45V144H42ZM68 145H70V144H68ZM71 145V146H72ZM76 145V144H75ZM75 145H74V147H75ZM127 145V144H126ZM125 145V146H126ZM138 145V144H137ZM144 145V144H143ZM143 145L141 146V147H143ZM158 145H161V143H159V144H157V146ZM167 145V146H168ZM240 145V146H239ZM244 145H246V146H244ZM40 147V149L42 150V152H41V150L39 149V147H38V149L37 150H40V156H39V159H40V157H41V155L44 153V147ZM68 147V150L70 149V148H72V147ZM77 146V145H76ZM209 146H211L210 148H209ZM236 146V147H235ZM243 146H244V148H243ZM10 144H9V147L7 146V148H4V151L6 150V149H10ZM25 147V146H24ZM46 147V146H45ZM56 147V146H55ZM59 147V146H58ZM78 147V146H77ZM77 147H75L74 149H76ZM97 147H99L98 145H97ZM133 147V146H132ZM245 147L247 148H249V150L248 149H245ZM3 148V147H2ZM44 148V149H43ZM47 148V147H46ZM95 148V147H94ZM119 148V147H118ZM131 148V147H130ZM26 149V148H25ZM31 149V148H30ZM52 149L54 150V148L52 147ZM80 149V148H79ZM85 149V148H84ZM83 149V150H84ZM134 149V148H133ZM173 150V152H172V150ZM226 149H229L228 151L226 150ZM240 149H242V151L240 150ZM245 149V150H244ZM71 150V149H70ZM72 150H73V148H72ZM90 150V149H89ZM93 150V149H92ZM127 150V149H126ZM144 150V149H143ZM244 150V151H243ZM251 150V151H250ZM51 151V150H50ZM62 151H64V150H62ZM65 151H67L66 149H65ZM85 151H86V149H85ZM102 151V150H101ZM130 151V150H129ZM182 151V152H181ZM216 151L218 152V154H216ZM246 151V152H247ZM3 152V151H2ZM7 152V151H6ZM6 152H5V154H6ZM47 152H49L48 150H47ZM47 152L45 153V155H47ZM59 152V151H58ZM69 153H71L70 155H71V157H72V159H70V155L69 156H67L66 154H65V152H63L64 154H65V157L67 156L68 158H69V161L70 160H72V161H75L76 159H78V158H76V157H74V154L75 153H77V152H75L74 153V150H73V154H72V152L71 151H68ZM97 152V151H96ZM123 152V151H122ZM228 152V153H227ZM238 152V153H239ZM4 153V152H3ZM30 153V152H29ZM37 153V152H36ZM93 153H95V152H93ZM93 153H92V155H93ZM147 153V152H146ZM229 153H230V155H229ZM233 153V154H232ZM236 153V155H234ZM242 153H245L244 155L242 154ZM34 154V153H33ZM49 154H50V152H49ZM48 154V155H49ZM54 154H56V153H54ZM145 154V153H144ZM185 155V157L186 158H184L182 155ZM255 154L257 155L256 157H255ZM28 155V154H27ZM30 155V154H29ZM36 155V154H35ZM44 155V157H46ZM47 155V156H48ZM60 157H59V154H57V156L59 157V159L61 158H64V156H63V154L60 152ZM73 155V156H72ZM78 155V154H77ZM79 155H80V153H79ZM88 155H90V154H88ZM91 155V157H94V156H92ZM100 155V154H99ZM146 155V154H145ZM237 155H240L241 156V160L243 161V160H245V158L244 159H242V157L243 156H245V155H247L248 157H246V159H249V161L251 162H254V163H250L249 164V166L248 165H246V164H244L242 161V164H244V165H241V163H239L240 162V157L238 158V156ZM6 156V155H5ZM14 156V155H13ZM31 156V155H30ZM34 156V155H33ZM63 156V157H62ZM96 156H98V155H96ZM95 156V157H96ZM187 156L190 158V162L188 161L187 162ZM235 156V157H234ZM35 157V156H34ZM38 157V156H37ZM43 157V156H42ZM73 157H74V160H73ZM78 157V156H77ZM94 157V158H95ZM237 157V158H236ZM7 158H10V157H7ZM68 158H66L67 160H68ZM145 159H147L146 157H144ZM30 159H32V158H30ZM29 159V160H30ZM34 159L35 158H33V161H34ZM38 159V158H37ZM47 159H48V157H47ZM57 158H55L54 159V157L52 158V160L54 161H50V164H51V166H52V164L53 163H55V161L57 162L58 160H56ZM65 159V158H64ZM64 159H62V161H64ZM65 159V161H67ZM79 159H80V157H79ZM78 159V160H79ZM82 159V158H81ZM141 159V158H140ZM149 159L147 160V161H149ZM239 160V162H238V160H237V162L239 163V167H242V166H245L246 168H243V173L242 174H240L239 176H236V178H238V180H240V183L237 185V183H238V180H236V178H235V176L233 177V174L235 175V173L236 172H234L235 170H233L232 171V169L234 168L233 166H234V163H237L235 160ZM49 160V159H48ZM51 160V159H50ZM78 160H76L77 162H79ZM113 160V159H112ZM179 160V161H178ZM234 160V161H233ZM9 161H11L12 162V160H9ZM28 161V160H27ZM42 161V160H41ZM41 161H39V162H41ZM62 161L60 162V160H59V162H57L58 164H56L55 163V165L54 166H59V165H61L62 164ZM72 161L71 162H69L68 164H66L67 162H65V163H63L64 164V166L66 167V165H67V170H68V168H69V164H71L72 163ZM75 161V162H76ZM98 161V160H97ZM116 161V160H115ZM146 161V160H145ZM181 162V163H184L183 165L182 164H180V163H178V165L181 167V168H178L177 167V163L176 162ZM196 161H197V164H196ZM246 161V160H245ZM249 161L247 160L246 162H247V164L249 163ZM35 162V161H34ZM45 162V161H44ZM44 162H42L43 164H44V166H43V164L42 163H38L39 165H40V168H39V165H37L36 166V168H38L37 170H39L38 172L37 171H31V172H34V173H38V175H39V177L41 176V177H43L42 179L44 180V182H42L40 179H41V177L39 178V180L41 181V182H39L38 181V179H37V182H39V184L40 183H44V184H46V185H49L50 183H51V181H49L47 178L49 177V179L51 178L52 180H53V178H55L56 179V177L59 179L58 181H61L62 179V181H61V183L60 184H62V183H64L65 181H66V179H65V172L62 170V167H61V169L60 170H58V168L56 167V169L58 170V173H59V175H60V172L62 173V175L63 176H65V177H60L59 178V175L57 174V171L56 170H54L55 169V167H51L50 166V164H48L51 168H53L52 169V171H49V169H51V168H46V166L47 165H45V164H47V163H44ZM53 162V163H52ZM107 162V161H106ZM114 162V161H113ZM112 161H111V163H113ZM150 162V161H149ZM195 162V163H194ZM30 163V162H29ZM36 163V164H37ZM61 163V164H60ZM80 163V162H79ZM79 163H78V165H79ZM189 163H191V164H193L195 167H196V170H194V172H193V170L191 169V171L190 170H188L189 168H191L190 166L189 167H185V172H184V170H183V172H184V174L183 173H180L181 171H182V166H187V164H189ZM237 163V164H238ZM12 164V163H11ZM27 164V163H26ZM34 164V163H33ZM66 164V165H65ZM73 164V165H72ZM71 165L72 166H74L75 167V165H74V162L72 163ZM88 164V163H87ZM99 164V163H98ZM117 163H115V165H116ZM31 165V164H30ZM35 165V164H34ZM42 165V166H41ZM70 165V166H71ZM81 165V164H80ZM88 165H90V164H88ZM94 165H96V164H94ZM101 167H105L104 165H103V162H102V165L101 164H99ZM99 165H98V167H99ZM152 166V168H151V166ZM236 165V164H235ZM241 165V166H240ZM49 166H47V167H49ZM111 166H112V164H111ZM117 166V165H116ZM132 166V165H131ZM193 166V167H194ZM210 166V167H209ZM237 166V165H236ZM25 167V166H24ZM27 167H30V166H28L27 165ZM34 167V166H33ZM74 167H73V169H74ZM101 167H99L100 168V171L99 172H101V173H103L102 171H104V170H101ZM109 167H110V163H109ZM120 167V166H119ZM192 167V168H193ZM239 167H237V168H239ZM247 167H249V169L247 168ZM31 168V167H30ZM29 168V169H30ZM36 168H35V170H36ZM79 168V167H78ZM77 168V169H78ZM93 167L91 166V170H93L92 169ZM114 168H115V166H114ZM113 168V169H114ZM135 168V167H134ZM133 168V169H134ZM176 168V169H175ZM188 168V169H187ZM207 168V169H206ZM211 168H213V172H214V174L213 173H211L210 172V170H211ZM218 170V171H216V169ZM72 169V170H73ZM107 169V168H106ZM115 169H117V168H115ZM144 169V170H145ZM146 169V170H147ZM174 169H175V171H179V173L177 174V172H175L174 171ZM193 169H195V168H193ZM209 169V170H208ZM231 169V170H230ZM242 168H240V170H241ZM1 170V169H0ZM5 170V169H4ZM32 170V169H31ZM33 170H34V168H33ZM53 170L54 171H56V172H53ZM65 171H67L66 170V168L64 169ZM70 170V169H69ZM80 170V169H79ZM83 170H85V169H83ZM98 170V169H97ZM109 171L110 170H112V167H111V169H108ZM119 170V169H118ZM117 170V171H118ZM205 170V171H204ZM248 170V171H247ZM3 170H1L0 172H2ZM49 173H48V172ZM95 171H96V169H95ZM209 171V172H208ZM230 171H232V172H230ZM236 171H237V169H236ZM247 171V172H246ZM4 172V171H3ZM6 172V171H5ZM43 172H47V173H43ZM54 174V175H56V177L54 176H51V175H53L52 173ZM71 172V171H70ZM75 172V171H74ZM73 172V173H74ZM92 172V171H91ZM112 172H114V171H112ZM141 172V171H140ZM206 172V173H205ZM215 172H217V173H215ZM227 172H228V175L229 174H231V176L229 175V176H227ZM244 172H245V174H244ZM9 173V172H8ZM43 174V176L42 175H40V174ZM56 173V174H55ZM64 173V174H63ZM77 173V172H76ZM75 173V174H76ZM94 173V172H93ZM106 173V175H107V173H108V171L107 172H104V174ZM117 173V172H116ZM204 173V174H203ZM240 173V172H239ZM1 174V173H0ZM7 174V173H6ZM12 174V173H11ZM31 174V173H30ZM46 174H47V176H46ZM70 174V173H69ZM91 174V173H90ZM180 174H182V176H180ZM205 174H208L207 176L208 177H211L213 180H211V182L212 181H215V182H213L212 183V186H209V184H210V181H209V179L207 178H204L203 176L205 175ZM211 176H210V175ZM238 174V173H237ZM236 174V175H237ZM3 175V177L5 176V173L4 174H2ZM8 175H10V174H8ZM35 175V174H34ZM37 175V176H38ZM49 175V176H48ZM58 175V176H57ZM72 175V174H71ZM106 175L104 176V178H106ZM141 175V174H140ZM144 175H143V177H144ZM176 175V176H175ZM177 175H179V176H177ZM12 176V175H11ZM13 176H14V174H13ZM36 176V175H35ZM34 176V177H35ZM44 176H46V177H44ZM61 176V175H60ZM67 176H68V174H67ZM74 176V175H73ZM103 176V175H102ZM109 176V175H108ZM112 176V175H111ZM110 176V177H111ZM126 176V175H125ZM206 176V175H205ZM213 176H215V177H213ZM226 176H227V178H226ZM240 176H245V177H243V178H241ZM28 177V176H27ZM70 177V176H69ZM89 177V176H88ZM100 177V176H99ZM117 177V176H116ZM115 177V179H116V181L118 180L117 178ZM120 177H121V175H120ZM158 178V179H155V178ZM229 177H231L233 180H235L233 183H231L233 180L231 179V178H229ZM14 178V177H13ZM13 178L11 179V178H9V179H11V181L13 180ZM38 178V177H37ZM48 180V183H47V180ZM62 178V179H61ZM67 178V177H66ZM81 178V177H80ZM83 178H85V177H83ZM94 178V177H93ZM96 178V177H95ZM103 178V181L101 180V182L100 183H98L97 185H99V188H104V186L102 187V185H103V183L102 182H104V179ZM130 178V177H129ZM239 178H241V179H239ZM29 179V178H28ZM31 179V178H30ZM35 179V178H34ZM50 179V180H51ZM65 179V180H64ZM86 179V178H85ZM97 179H98V177H97ZM100 179V178H99ZM102 179V178H101ZM114 178H113V180H115ZM138 179H140V178H138ZM154 179L156 180V181H154ZM227 179H230L229 180V182L230 183H227L228 181H227ZM36 180V179H35ZM109 180H110V178H109ZM112 180V181H113ZM130 180H132V178H130ZM143 180V181H144ZM232 180V181H231ZM80 181V180H79ZM78 181V182H79ZM115 181V182H116ZM142 181V180H141ZM155 183H154V182ZM160 181V182H159ZM209 181V182H208ZM46 182V183H45ZM53 182V181H52ZM68 182V181H67ZM77 182V181H76ZM98 182V181H97ZM96 182V183H97ZM120 182V181H119ZM130 182V181H129ZM151 182H153V184L151 183ZM54 183V182H53ZM71 183V182H70ZM69 183V184H70ZM81 183V182H80ZM83 183V182H82ZM105 183V182H104ZM107 183V182H106ZM113 183V182H112ZM111 183V184H112ZM136 183V182H135ZM140 184L142 183V182H139ZM139 183H137L136 185H139V186H141ZM144 183V182H143ZM143 183H142V185H143ZM150 183H151V185H153V188H152V186H150ZM209 183V184H208ZM236 184V185H234L233 186V184ZM56 184H59V182H56ZM68 184V185H69ZM73 184V183H72ZM76 184H78V183H76ZM102 184V185H101ZM108 184H110V183H108ZM113 184H118V181L116 182V183H113ZM112 184V185H113ZM129 184V183H128ZM154 184H155V186H154ZM158 184V185H159ZM11 185V184H10ZM67 185V184H66ZM75 185V184H74ZM74 185H73V187H71V189L67 186V189L70 191H66V192H69L70 193V195L69 194H66V197L65 198H70V196H71V194H72V188H74ZM82 185V184H81ZM115 185H113V186H115ZM56 186V185H55ZM148 186H150L151 188H149ZM162 186L160 187L161 189H162ZM8 187H9V185L6 183V182H4L3 180H2V177L0 178V202L2 201V206L4 205V204H6V206L5 207H0L1 208V210L3 209V208H7L6 209V211L3 213L2 212V216H0V264H38V261H37V259H36V256H35V252L37 251V250H39L38 248H39V246L40 245H38V240H37V238L35 237V235H34V232H38L37 230H36V227L34 226V228H35V230L36 231H33L29 226H27V224H26V222H25V220H27V219H24L23 218V214L25 213V211H23V213H22V210L24 209H22L21 210V205H20V209L19 208H15V207H11V208H9L10 206H8V205H11L12 203H10V200H9V198H8V194H9V192L10 191H8ZM46 187V186H45ZM45 187H43V188H45ZM65 187V186H64ZM77 187L79 188V186L77 185ZM96 187V186H95ZM98 187V186H97ZM168 187H169V185H168ZM207 187H208V192L206 191L207 190ZM52 188V187H51ZM93 188H94V186H93ZM99 188H97V189H99ZM130 188H131V186H130ZM145 188H143V189H145ZM157 188V187H156ZM211 188L214 190H211ZM62 189V188H61ZM61 189H60V191L59 192H61ZM66 189V188H65ZM64 189V190H65ZM66 189V190H67ZM80 189H81V187H80ZM92 189V188H91ZM91 189L89 190V193L91 192ZM161 189H157V190H161ZM164 189H162V191H163V193L165 192L164 191ZM168 189H170V190H173V189H171L170 187L169 188H167L166 189V192H168V193H164V195H163V193H162V195H163V197H161L160 196V198H162V200L163 201H168V204L166 205H164V204H162V202H161V205H159V206H161V207H158V205H156L155 204V206H157V208L155 207V206H153L152 207V209L155 207L156 208V210L155 211H153L152 209L151 210H149L148 212H145L146 214H145V218H146V216L149 214V212L151 211V213L148 215V217L146 218V219H151V223H153L154 224V222L156 221V220H158L159 221V219L161 220L162 218H164V220L165 219H167V217H168V219H167V222L168 223H166V224H169V225H166L164 222H166V220L163 222L162 220L161 221H159V222H162L163 223V225H166L167 227L168 226H171L172 227V225H173V227L176 225V224H178V226H179V224H180V222H181V227L183 226V228H185L186 227V225H187V223L189 224V221L186 223V222H184L183 223V221H182V218H181V216H182V214H178L179 212L180 213H184L185 211L184 210H182V209H184V206H185V202L183 203L184 204V206H183V204H182V199L185 197V196H183V198L181 199V197L177 194H175V192H174V190L173 191H169ZM178 189V188H177ZM176 189V190H177ZM64 190H62V192H64ZM75 190L77 191V192H75ZM73 192H75V193H73V194H75L76 195V193L78 194V195H80V192L78 193V189H75ZM83 190V189H82ZM93 190V189H92ZM142 190V189H141ZM156 190V191H157ZM168 190V191H167ZM12 191V190H11ZM86 191H88L87 189H86ZM101 191V190H100ZM146 191H148V190H146ZM146 191H144V193L142 192V194H145V192ZM153 191V192H152ZM179 191V190H178ZM186 191V190H185ZM212 191H213V194H212ZM105 192V191H104ZM140 192V191H139ZM92 193V192H91ZM93 193H94V191H93ZM119 193V192H118ZM132 193V192H131ZM138 193V192H137ZM14 194V193H13ZM12 194V195H13ZM34 194V193H33ZM53 194V193H52ZM72 194V198H70V200H69V203H70V201H71V199H73V198H75L76 199V196L75 195H73ZM95 194V193H94ZM104 194V193H103ZM110 194H112V193H110ZM147 194V193H146ZM184 194H186V192H184ZM10 195V194H9ZM64 195H65V193H64ZM67 195H69V196H67ZM97 195V194H96ZM106 195V194H105ZM105 195H104V198H105ZM108 195V194H107ZM106 195V196H107ZM208 194H206V196H207ZM208 195V196H209ZM54 196H55V194H54ZM60 196V195H59ZM74 196V197H73ZM90 196H93V195H90ZM99 196V195H98ZM100 196H102V194L100 195ZM204 196V197H203ZM218 196V197H217ZM10 197V196H9ZM81 197V196H80ZM80 197H78V198H80ZM89 197V196H88ZM88 197H87V199H88ZM109 197V199H110V197L111 196H108ZM116 197V196H115ZM142 197H143V195H142ZM213 197V198H212ZM15 198H17L16 196H15ZM34 198V197H33ZM54 198V197H53ZM57 199L59 198V197H56ZM62 198H64L63 196H62ZM64 198V199H65ZM82 198V197H81ZM85 198V197H84ZM89 198H91V197H89ZM99 199H100V197H98ZM101 198H103V197H101ZM112 198V197H111ZM144 198V197H143ZM160 198H158L157 197V199H159L160 200ZM201 198V199H200ZM204 198V199H203ZM11 199V198H10ZM31 199V198H30ZM48 199V198H47ZM56 199V200H57ZM75 199H73L71 202L74 204V200ZM92 199V198H91ZM94 199H95V197H94ZM108 200V198L106 197L104 200ZM18 200V199H17ZM40 200V199H39ZM68 200V199H67ZM66 200V201H67ZM82 200V199H81ZM84 200V199H83ZM98 200V199H97ZM102 200V199H101ZM137 200H138V198H137ZM148 200V199H147ZM179 200H181V206H179L178 205V201ZM210 200V199H209ZM215 200V199H214ZM12 201V200H11ZM34 201H36V200H34ZM43 201V200H42ZM61 201H63V200H61ZM60 201V202H61ZM76 201H79L80 202V200H78V199H76L75 200V202ZM86 201V200H85ZM92 201V200H91ZM99 201V200H98ZM110 201V200H109ZM109 201H107V202H105V201H103L104 203H107L108 205H109V203L111 202H109ZM178 203H177V202ZM189 201L188 202H186V203H189ZM201 201V202H202ZM15 202H16V199H15ZM18 202V201H17ZM40 202V201H39ZM65 201H63V203H64ZM89 202V201H88ZM96 202V201H95ZM99 202H101V201H99ZM117 202H118V200H117ZM176 202V203H175ZM189 203V205L188 206H193L192 204H194V203ZM200 202V203H201ZM203 202H205V201H203ZM214 202V201H213ZM35 203V202H34ZM41 203V202H40ZM50 203V202H49ZM52 203V202H51ZM62 203V204H63ZM68 203V202H67ZM72 203H70V205L69 204H67V205H69V208L70 207H72V206H74ZM77 203V202H76ZM94 203V202H93ZM115 203V202H114ZM136 203H138V202H136ZM158 203V202H157ZM199 202H198V206H201V208H202V205L200 204ZM32 204H33V202H32ZM46 204V203H45ZM65 204V203H64ZM82 204H83V202H82ZM150 204V203H149ZM148 204V202L146 203V205H149ZM191 204V205H190ZM203 204V203H202ZM0 205H1V203H0ZM12 205H14V204H12ZM34 205V204H33ZM40 205V204H39ZM38 205V206H39ZM66 205V206H67ZM88 205V204H87ZM101 205H103V208H101L102 206ZM111 205V204H110ZM112 205H113V203H112ZM154 205V204H153ZM164 205V206H163ZM176 205L178 206V207H181L180 208V210H182V212L180 211V210H172V209H175L176 208ZM204 205V204H203ZM206 205V204H205ZM205 205L203 206V209H204V207H205ZM14 206H16V204L14 205ZM19 206V205H18ZM17 206V207H18ZM37 206V205H36ZM78 206V205H77ZM86 206V205H85ZM99 206V205H98ZM100 206L101 207H98L99 209L101 208V210H102V213H104V212H106L105 210H106V204L104 205V204H101L100 203ZM121 206V205H120ZM120 206H119V208H120ZM141 206V205H140ZM198 206H196V207H198ZM23 207V206H22ZM35 207V206H34ZM50 207V206H49ZM49 207L47 208V209H49ZM60 207H62V205L60 204ZM68 207V206H67ZM76 207V206H75ZM106 207V208H105ZM109 207V206H108ZM112 206H110V208H111ZM151 206H149V208H150ZM195 207V206H194ZM32 208H33V206H32ZM36 208V207H35ZM42 208V207H41ZM56 208V207H55ZM97 208V209H98ZM105 208V209H104ZM116 208H118V206H116V204H115V207H114V210L116 209ZM119 208L118 209H116V211L118 210V213L116 214V212L113 210V208H111L112 210V214H114L113 213V211L115 212V216H117V215H119ZM191 208H193V207H190V209ZM206 208H208V207H205V209ZM21 211H19V210ZM75 209V208H74ZM78 209H80V208H78ZM86 209V208H85ZM177 209V208H176ZM179 209V208H178ZM34 210V209H33ZM37 210H39V209H37ZM36 210V211H37ZM57 210H60V209H57ZM93 210V209H92ZM172 210V212L174 211V213L175 214H172L171 213V215L169 214L170 213V211ZM193 209H191V213H189V212H186V215H192V213L193 212H195V208H194V210L192 211ZM3 211H4V209H3ZM35 211V212H36ZM41 211V210H40ZM50 211V210H49ZM55 211V210H54ZM76 211H77V209H76ZM79 211V210H78ZM81 211V210H80ZM79 211V212H80ZM84 211V210H83ZM82 211V212H83ZM89 211V210H88ZM104 211V212H103ZM108 211H109V209H108ZM175 211H177V214H176V212ZM184 211V212H183ZM198 211H200L201 212V210H198L197 209V213H198ZM207 211V210H206ZM205 211V212H206ZM212 211V210H211ZM59 212H61V211H59ZM71 211H69V213H70ZM84 212H86V211H84ZM99 212H101L100 210H99ZM122 212V211H121ZM120 212V213H121ZM142 212V211H141ZM140 212V213H141ZM58 213V212H57ZM61 213H63V212H61ZM65 213V212H64ZM68 213V212H67ZM72 213H74L73 211H72ZM76 213V212H75ZM110 213V212H109ZM157 213L159 214L158 215V217L157 218H159V216H160V218L159 219H157L155 216L157 215ZM187 213H189V214H187ZM196 212H195V214H197ZM214 212H212V214H213ZM53 214V213H52ZM56 214V213H55ZM111 214V216H113ZM123 214V213H122ZM144 214V213H143ZM161 214V215H160ZM194 213H193V215H195ZM202 214V213H201ZM211 213H210V215H212ZM0 215H1V211H0ZM62 215V214H61ZM75 215V214H74ZM95 215V214H94ZM97 215V214H96ZM103 215V214H102ZM107 215V214H106ZM106 215H104L105 217H106ZM121 215V214H120ZM169 215H170V217L172 218L174 215H179V218H176V216H174L173 217V219L174 220H178L179 221V219L181 218V221L179 222V223H177L176 221L173 223L172 222V220L173 219H171V222H169L170 220V218H169ZM173 215V216H172ZM192 215V216H193ZM199 215H200V213H199ZM199 215H198V217H199ZM209 215V214H208ZM207 215V216H208ZM215 216H210V217H212V219L214 218H216V216H218V214H214ZM220 215V214H219ZM58 216V215H57ZM77 216V215H76ZM108 216H109V214H108ZM142 216V215H141ZM152 216V217H151ZM203 216V215H202ZM25 217V216H24ZM63 217H66V216H64L63 215ZM62 217V218H63ZM69 217V216H68ZM79 217V216H78ZM77 217V218H78ZM114 217V216H113ZM119 216H117V222H119V224L117 223V222H115V225H111V228L113 227V229H112V231L111 230H109L110 231V237L109 238H112V240L113 241H116V244H117V242H119V244H118V247L117 248H119V252H120V255H121V260H119L118 258H117V260L119 261L118 262V264H125V263H127V264H129V262H132V260H128V258H132V259H134L135 260V257L133 256V255H141V256H145L146 258H148V257H150L151 255L153 256L154 254L157 256V253H155V252H157L155 249H161V251H160V255L161 254H163L167 249H170V246H171V249H172V247H173V250H177V249H179L178 247H180L181 245H178V242H179V240L181 239L182 240V237L180 238H178V239H176V236H177V233H175V232H177V230L180 228H178V226L176 225L175 226V228L174 229H172L173 230V232L174 233H172V231H167V229L168 228H171V227H166L165 226V229L163 230L164 231V233H161L160 234V236H161V238L163 237L162 236V234L164 235V234H166V232H167V234L166 235H164V236H167V235H169V236H171L172 234H174V237H173V240H172V242H171V237L169 238L168 236H167V238L165 237H163L164 239H166V242L164 241V243H166L165 244V247L166 248H163L164 247V245L162 246V248L160 247L159 248V246H158V244H159V242H158V240L159 241H161V238L160 239H158V236L157 235H159V232H158V234H157V232L156 231H153V229H151L152 227L155 229V227L157 228L156 230H158V226H159V229H160V227L163 229V225H160L161 223H159V222H157V223H159V225H157V224H154V226L150 223V221H149V219H148V221H149V225H152V227L151 228H149V226L147 225V227L145 226V228H142L140 231H138L137 230V228H136V230L138 231V234L139 235H135V237L133 236L134 235V233H133V235H132V237L131 236H126L127 234H132V233H126V232H128L127 230H125L126 228H127V224H124V222H125V217L124 218H121V217H123V216H121V217H119ZM134 217V216H133ZM155 217V218H154ZM186 217V216H185ZM195 217V216H194ZM200 217H201V215H200ZM60 219H61V217H59ZM72 218V217H71ZM81 218H83V217H81ZM89 218V217H88ZM91 218V217H90ZM88 219L89 220V222H90V220H91V222H95V219H94V221H92L93 219L91 218V219ZM110 218V217H109ZM115 218V217H114ZM187 218H189V216L187 217ZM193 218V217H192ZM220 218V217H219ZM219 218L218 219H216L215 221H217V220H219ZM60 219H59V223H60ZM80 219V218H79ZM97 219V218H96ZM124 221H123V220ZM145 219V220H146ZM185 218H183V220H184ZM190 219V218H189ZM188 219V220H189ZM194 219H196V218H194ZM204 219V218H203ZM62 220H65V219H62ZM83 221H84V219H82ZM87 220V218L85 219V221H84V223L85 222H87L88 221ZM99 220H101V219H99ZM120 220H122L123 221V225L124 226H126V228L124 229L123 228V226H121L122 224H121V222H120ZM130 220V219H129ZM142 220V219H141ZM169 220V221H168ZM186 220V219H185ZM184 220V221H185ZM66 221H67V219H66ZM112 221H113V219H112ZM111 221V222H112ZM187 221V220H186ZM207 221V220H206ZM56 223H58L57 221H55ZM64 222V221H63ZM62 222V223H63ZM97 222V221H96ZM96 222H95V225H97L96 224ZM102 222V221H101ZM101 222H97L98 224H100ZM103 222H104V220H103ZM114 222L112 223V224H114ZM155 222V223H156ZM68 223V222H67ZM72 223V222H71ZM110 223V222H109ZM127 223V222H126ZM171 223V224H170ZM173 223V224H172ZM186 223V224H185ZM191 223V222H190ZM30 224V223H29ZM86 225H87V223H85ZM101 224H103V223H101ZM107 224H108V222H107ZM106 224V225H107ZM129 224V223H128ZM175 224V225H174ZM185 224V225H184ZM213 224V223H212ZM58 225V224H57ZM64 225V224H63ZM104 225V224H103ZM117 225V226H116ZM121 227H120V226ZM139 225V224H138ZM138 225H137V227H138ZM156 225V226H155ZM216 225V224H215ZM31 226V225H30ZM32 226V227H33ZM41 226V225H40ZM72 226V225H71ZM75 226V225H74ZM78 226H80V223L78 224ZM84 226V225H83ZM88 226V225H87ZM115 226V227H114ZM119 226V227H118ZM163 226V227H162ZM213 226H214V224H213ZM217 226V225H216ZM215 226V227H216ZM85 227V226H84ZM104 227H105V225H104ZM130 227V226H129ZM135 227V226H134ZM176 227L178 228V229H176ZM38 229H39V227H37ZM64 228H65V226H64ZM64 228H62V229H64ZM69 228V227H68ZM80 228V227H79ZM78 228V229H79ZM86 228V227H85ZM99 228H100V226H99ZM103 228V227H102ZM106 229H107V227H105ZM139 228V227H138ZM167 228V229H166ZM187 228V227H186ZM188 228H190V227H188ZM67 229V228H66ZM71 229V228H70ZM81 229H83V228H81ZM80 229V230H81ZM87 230H88V227L86 228ZM89 229H91V227H89ZM93 229V228H92ZM91 229V230H92ZM104 229V228H103ZM102 229V230H103ZM126 231H124V230ZM146 229H147V231H149L150 232V230H151V232L150 233H148L147 231H146ZM150 229V230H149ZM193 229V228H192ZM195 229V228H194ZM46 230H48V229H46ZM45 230V231H46ZM69 230V229H68ZM73 230V229H72ZM84 230V229H83ZM98 230V229H97ZM102 230H100V231H102ZM135 230V229H134ZM142 230H145V231H143V232H141ZM161 230V229H160ZM160 230H158V231H160ZM187 230V229H186ZM196 230H197V228H196ZM71 231V230H70ZM76 231H78V230H76ZM94 231H95V229H94ZM103 231H105V230H103ZM131 230H129V232H130ZM162 231V230H161ZM160 231V232H161ZM162 231V232H163ZM41 231L39 230V233H40ZM49 232H51L50 230H49ZM90 232V231H89ZM98 232V231H97ZM169 232H171L170 234H169ZM185 232V231H184ZM190 231H188V233H189ZM192 232V231H191ZM190 232V233H191ZM39 233L37 234V235H39ZM72 233V232H71ZM78 233V232H77ZM85 233V232H84ZM92 233V232H91ZM152 233V234H151ZM156 233V234H155ZM205 233V232H204ZM46 234V233H45ZM76 234V233H75ZM81 234V233H80ZM86 234H88L87 232H86ZM95 234H97V233H95ZM99 234V233H98ZM101 234H103V232L101 233ZM106 234V233H105ZM154 234V235H153ZM42 235V234H41ZM41 235H39V236H41ZM188 235L189 234H187V236H183V240L185 241L187 238H188ZM198 235V234H197ZM38 236V237H39ZM92 236V235H91ZM96 236V235H95ZM155 236H157V237H155ZM159 236V237H160ZM193 236V235H192ZM191 236V237H192ZM212 236H214V233H213V235ZM42 237H44V236H42ZM54 238H55V236H53ZM87 237V236H86ZM85 236H84V238H86ZM89 237V236H88ZM102 237V236H101ZM129 237H130V239H129ZM134 237V238H133ZM187 237V238H186ZM194 237V236H193ZM192 237V238H193ZM198 237V236H197ZM203 237V236H202ZM205 237V236H204ZM46 238V237H45ZM79 238H80V236H79ZM104 238H106V237H104ZM162 238V239H163ZM170 239L169 241H167V239ZM184 238H186V239H184ZM191 238V239H192ZM57 239V238H56ZM99 239H100V237H99ZM103 239V238H102ZM127 239H129L130 241H129V243H131V240H133V242L131 243V244H128V240ZM163 239V240H164ZM174 239H176V240H174ZM196 239V238H195ZM194 239V240H195ZM206 239H208V241H209V239L210 238H206ZM40 240H43V238L41 239V237H40V239H39V241ZM60 240V239H59ZM75 240H77V238L76 239H74V241ZM81 240H82V238H81ZM81 240H80V242H81ZM88 240H90V239H88ZM107 240V239H106ZM127 240V241H126ZM163 240H162V242H160V244L161 243H163ZM180 241L179 242V244H181V243H183L184 244V241ZM187 240H190V239H187ZM186 240V241H187ZM193 240V239H192ZM194 240H193V242H194ZM205 240V239H204ZM203 240V241H204ZM55 241H57V240H55ZM83 241V240H82ZM109 241V240H108ZM125 241L127 242V246L125 245L126 243H125ZM173 241L174 242H176L177 243V247L175 246L176 244L175 243H173ZM60 241H58V242H54L55 244H56V246H58V248H59V243ZM68 242H70V241H68ZM79 242V241H78ZM91 242V241H90ZM95 242V241H94ZM93 242V240H92V242L91 243H94ZM110 242H112V241H110ZM168 242V243H167ZM169 242H171V245L169 244ZM188 242V241H187ZM190 242H192L191 240H190ZM193 242H192V244H193ZM210 242V241H209ZM40 243H42V242H40ZM39 243V244H40ZM43 243H46V240H45V242L43 241ZM43 243H42V245H43ZM52 243V242H51ZM57 243H59V244H57ZM71 243V242H70ZM75 243V242H74ZM83 243V242H82ZM99 243V242H98ZM125 243V244H124ZM203 243V242H202ZM87 244V243H86ZM96 245H97V243H95ZM103 244V243H102ZM114 244V243H113ZM159 244V245H160ZM167 244H169V246L167 247L166 245ZM173 244H175L174 246L177 248H175L174 246H173ZM195 244V245H196ZM46 244H44V246H45ZM48 246H49V244H47ZM62 245H63V243H62ZM62 245H60V246H62ZM67 244H65L64 245V248L66 247V249H67V247L69 246V245H67ZM96 245H94V247H98L99 246V244H98V246H96ZM101 245V244H100ZM162 245V244H161ZM160 245V246H161ZM188 245H189V242H188ZM194 245V246H195ZM203 245H205L204 243L202 244V246ZM43 246V247H44ZM47 246V247H48ZM77 246V245H76ZM75 246V247H76ZM88 246V247H87ZM91 246H93V245H91ZM182 246H184V245H182ZM190 246V245H189ZM42 247V248H43ZM47 247L45 248V251L46 250H48L47 249ZM50 247V246H49ZM69 247H71V246H69ZM68 247V248H69ZM80 247V246H79ZM82 247H85V248H82ZM82 249H83V252H89V253H91L92 252V248L94 249V247H90V244L88 245H86V246H83L82 245ZM100 247V246H99ZM40 248H41V246H40ZM57 248V247H56ZM63 248V247H62ZM74 248V247H73ZM76 248H78V247H76ZM75 248V249H76ZM86 248H89L90 250H86ZM175 248V249H174ZM52 249H53V247H52ZM54 249H55V247H54ZM61 249V248H60ZM71 249V248H70ZM74 249V250H75ZM162 249H166L165 251L163 250L162 251ZM170 249V250H171ZM205 249V250H206ZM41 250V249H40ZM42 250H44V249H42ZM64 250V249H63ZM95 250V249H94ZM158 250V251H159ZM180 251H181V249H179ZM58 252L59 253V251L58 250H55V252ZM79 251H80V248H79ZM78 251V252H79ZM96 251H98V250H96ZM155 251V252H154ZM178 251V250H177ZM180 251H178V252H180ZM182 251H184V248L182 249ZM181 251V252H182ZM41 252H43V251H40L38 254H40ZM62 252V251H61ZM77 252V250H76V253H78ZM100 252H101V250H100ZM118 252V253H119ZM162 252V253H161ZM167 252H169V251H167ZM175 251H173V253H174ZM176 253L177 254V258L176 259H178L180 256H185V255H181V254H183V253ZM195 252V251H194ZM202 252H204V253H202ZM50 253V252H49ZM58 253H56V254H58ZM113 253V252H112ZM116 253V252H115ZM55 254V255H56ZM72 254V253H71ZM83 254V253H82ZM82 254H80V255H82ZM85 254V253H84ZM88 254V253H87ZM92 254V253H91ZM100 254V253H99ZM99 254H97V256H99ZM107 254V253H106ZM108 254H109V252H108ZM169 254V253H168ZM171 254V255H170ZM170 256H169V261L168 260H166V258L163 256V259H159V258H157V257H155V255H154V257H155V259H156V264H177L176 262H173V261H176L175 260V256L176 255H173L172 254V252H170ZM178 254H180L179 256H178ZM199 254V253H198ZM197 254V255H198ZM41 255H42V253H41ZM43 255H44V253H43ZM54 255V256H55ZM79 255V256H80ZM150 255V256H149ZM159 254H158V257L160 256ZM164 255V254H163ZM173 255V256H172ZM57 256V255H56ZM63 256H65V255H63ZM63 256H60V257H63ZM72 256V255H71ZM114 256V255H113ZM152 256L150 257V258H152ZM168 256V255H167ZM173 257V258H171L172 259V261H170L171 259H170V257ZM188 256V255H187ZM199 256V255H198ZM198 256H196V257H198ZM38 257V256H37ZM57 257H59V255L57 256ZM57 257H55V259L57 258ZM83 257H85V256H83ZM89 257V256H88ZM103 257V256H102ZM120 257V256H119ZM186 257V256H185ZM185 257L183 258V257H180L178 260H181L182 262L180 263V264H183V261L184 260H187V259H185ZM70 258V257H69ZM86 258V257H85ZM98 258V257H97ZM141 258V257H140ZM150 258H149V260H150ZM165 258V259H164ZM194 258V260L193 261H191L193 264H198L197 262H194V261H196L195 259V257H193ZM50 259V258H49ZM65 259H66V257H65ZM65 259H63V260H65ZM78 259V258H77ZM99 259V258H98ZM111 259H113V258H111ZM136 259H137V256H136ZM139 259V258H138ZM144 259V257L140 260V262L139 263H141V261ZM153 259V258H152ZM151 259V260H152ZM154 259V260H155ZM159 259V260H158ZM190 259V260H191ZM44 260V259H43ZM51 260H52V257H51ZM61 260V262H62V259H60ZM70 260H72V259H70ZM91 260V259H90ZM97 260V259H96ZM96 260H95V262H96ZM149 260H147L146 259V261L145 260H143V261H145V264L147 263L148 264V262H149V264H150V262H151V260L149 261ZM177 260V261H178ZM47 261V260H46ZM45 261V262H46ZM50 261V260H49ZM77 261V260H76ZM80 261V260H79ZM108 261V260H107ZM115 261V260H114ZM60 262V261H59ZM58 262V263H59ZM64 262V263H63ZM61 264H65L67 261L65 260V261H63ZM74 262V261H73ZM121 262V263H120ZM135 262V261H134ZM187 262V261H186ZM82 263V262H81ZM99 263V262H98ZM101 263V262H100ZM112 263V262H111ZM110 263V264H111ZM115 263H116V261H115ZM144 263V262H143ZM142 263V264H143ZM152 263H155V261H152ZM178 263V264H179ZM185 263V262H184ZM200 263V262H199ZM39 264H41V262L39 263ZM45 264V263H44ZM47 264H51L50 262L48 263L47 262ZM55 264H56V260H55ZM108 264V263H107ZM113 264V263H112ZM135 264V263H134ZM187 264H188V262H187ZM201 264V263H200Z\"/></svg>",
    "mask_w": 264,
    "mask_h": 264
},
{
    "label": "rangeland",
    "instance_id": "2",
    "mask_svg": "<svg viewBox=\"0 0 264 264\" xmlns=\"http://www.w3.org/2000/svg\"><path fill=\"white\" fill-rule=\"evenodd\" d=\"M77 1H80V2H82V4H84L86 7H84L85 9L87 8L88 10H81L83 7V5L81 6V7H79V8H81L80 10H79V12H77V13H79L78 15H75L74 17V21L76 22V23H78V21L77 20H79V23H83V24H85L86 25V23L90 26H83V25H80L81 27L83 26L84 27V29L85 28H87V27H89L87 30L88 31H86V32H84L85 34V37H84V39H83V36H82V38H80L79 37V39H78V43H77V41H75L74 43L75 44H77V47H78V44L80 45L81 44V46H79L78 47V49L81 47V52H77V53H72V54H67V53H65L64 55V57H67V58H69L70 57V59L68 60L67 58L66 59H64L63 60V57H62V59H61V57H60V60H58V61H60V63L61 62H63V65H62V63L61 64H59V62L58 63H55V57H53V62L50 60V62H52V63H54L55 64V66H56V64H57V66L59 65L60 66V68H62L61 70L60 69H57V70H60L59 71V73L57 72V70H55L56 69V67H55V69L54 68H52L53 70H55L54 72H56L57 73V75H56V73H54L53 72V75H54V79L55 80H57V83H55L53 80V75H52V72L51 71H53L51 68H48V66L46 67V69L48 68V69H50V72L51 73H49L48 74V76L51 74L52 75V77H50V79L52 78L53 80V82L55 83V85L56 84H61L62 83V85L64 84V88L65 87H67V88H65V89H67V90H65L64 88H63V86H62V88H61V90L63 91V92H59V97H61L60 98V100L62 99H66V101H64V102H62V101H60L59 99H58V101H60V103H61V105H59V103L58 104H56V103H54L52 100H50V99H52V96L51 95H54L53 97H57V96H55L58 92H57V90L58 89H60L59 87H61V86H55L54 85V83L53 84H51V83H48V84H46V82L47 81H51L50 79L49 80H47L46 82L45 81H39L37 84H35V81L33 80V81H31L32 79H29L30 81H26V82H21V81H23V79L21 80L20 79V74L19 73H21V72H19V73H17V71H15V70H17V68H20L21 69V67H17L16 68V66L14 65V67H10L11 65L13 66V64H9L10 66H9V68H8V66H5L6 64L5 63H7L6 61H4L3 59V61H1L0 60V62L2 63V62H4L3 64H5V65H3L2 66V68H1V66H0V123H1V125H0V129L2 128L1 126H3L4 128L3 129H1L0 131L1 132H4V133H1L0 132V136H2L1 134H3L4 135V137L5 138H3V136L2 137H0V143L1 144H3L4 146L6 145V144H8V145H6V147H4L3 145H1L0 144V169L1 170H3L2 172H0L1 174H0V178L2 177V180L4 181V182H6L8 185H9V187H8V191H10L9 192V194H8V198H9V200H10V203H12V204H16V206H14V205H8V206H10L9 208H11V207H15V208H19L20 207V205H21V210H22V213H23V211H25V213L23 214V218L24 219H27V220H25V222H26V224H27V226H29L33 231H38V232H34V235H35V237L37 238V240H38V245H40L41 246V248H40V246H39V250H37L36 252H35V256H36V259H37V261H38V264L41 262V264H47V262L49 263H51V264H55V260H56V264H61L63 261H67L65 264H110L111 262L113 263V264H118V260H117V258L119 259V260H121L120 258H121V255H120V252H119V248H117L118 247V244H119V242H117V244H116V241H113L112 240V238H109L110 237V231L109 230H111L112 231V229H113V227L111 228V225H115V222H117L118 220L116 219L117 218V216H119V217H121V216H123V217H121V218H124L125 219V222H124V224H127L128 226H127V228H126V226H124L122 223H123V221L122 220H120V222H121V226H123V228L125 229V230H127L128 232H126L124 229V231L126 232V233H134V235H133V233L132 234H127L126 236L128 237V236H131L132 237V235L135 237V235L137 236V235H139L138 234V231H140L142 228H145V226L147 227V225L149 226V228H151L152 227V225L154 226V224H157V225H159V223H161L160 225H163V223L162 222H159V221H161L162 219V221L164 222L165 220H166V222H164L165 224L166 223H168L167 222V219H168V217H167V219H165L164 220V218H162L161 220L159 219L160 218V216H159V218H157L158 217V213H157V215L155 216L157 219H159V221L158 220H156L157 222H159V223H157L156 221V223L154 222V224L153 223H151V219H149V221H150V223L152 224V225H149L150 223H149V221H148V219H146L147 217H148V215L151 213V211L149 212V214L146 216V218H145V212H148L149 210H151L152 209V207L153 206H155V204L156 205H161V202H162V204H168V201H163L162 200V198H160V196L161 197H163V195H164V193L166 192V189L167 188H171V189H175L174 190V192H175V194L177 193L180 197H181V199L183 198V196H185L183 199H182V201L185 199V198H189V200H193L192 198L190 199V195H189V193L187 192V188H185V187H177V188H174V186L172 185V184H168L169 185V187H168V185L166 184V189H164L165 187H163L162 185H165L164 183H161L160 181V184L157 182L159 179L156 177L155 179H158L157 181L154 179V181H156V183H157V185L155 186V184H154V186H155V190H153L152 188H153V185H151V183L153 184V182H151L150 183V186H152V188L150 187V186H148L149 188H151L153 191H155V193H157V192H159V194H161L160 196H157L156 194H152V196H155V198L153 197H148V196H150L151 195V193H149V189H147V188H145L147 185H146V183L148 182H150V181H152L151 179H150V181H147V180H144L145 178H148V177H146L145 175H147V172H148V170H150V168L149 169H145V163H148L147 164V166L146 167H148V165L149 164H152V166H153V163L151 162V160L149 159V157L150 156H152L153 155V153L151 154V152H154V153H159L157 150H160V154H155V156L156 155H161L162 153H161V150H163V151H165V149L164 148H166V150L167 149H169L168 147H169V143H170V147H172V149H173V146H174V148H176L177 150L176 151H178V154H179V149H180V147H183L182 145H179V147L177 146L178 144H179V140H178V142H176L177 141V135L174 137V135L175 134H178V139H180V142L183 144L184 143V139L186 138V136H185V134L184 135H182V128H184V126L183 125H181L180 124V122H176V120L173 118V119H170L171 117L170 116H172L174 113H172L170 110H169V105H167V109H165L166 111H168L169 112V114H168V112H167V114H168V116L169 117H167L166 115H164L165 116V118L164 119H166V117H167V120H165V122L164 123H166L167 124V126H168V128L170 129V131H171V129L173 130V133L175 132V134H171L170 135V132L168 133V131H167V135H166V131L165 132H163L162 133V129L160 130V132H161V136L157 133V135H153L154 136V138H155V136H157V138H152V137H150L149 138V136H144V134H145V131H146V129L148 128L147 126L150 124L148 121H150V118H149V114H147L146 115V112H144V113H140L139 114V112H138V114H139V116H138V114H136L135 116H136V118H137V120L136 119H134L135 117H134V115H133V113H135V112H137L135 109L137 108V110H140L141 109V105H134V100L133 99H130L131 97L129 96V94H125V93H127V90H129L128 92H130V89H128V88H130L131 86V82H130V79H129V77L130 76H132V74L128 77V78H126L127 77V75L125 74V79H127V80H129V81H127V83H126V81H124L125 82V84H127V86H125V84H123L124 86H125V89H124V91H121V90H119L116 86H112V88H111V85H109V81H108V79H109V76H107L108 77V79H105L104 77H103V75L105 74V73H107V70H109L110 69V67H109V69L108 68H106L105 66H106V64H103V65H105V66H103L104 67V72H102L103 71V67H101L102 65H99V63L100 62H103L104 60V58H105V56H104V54L107 52V54L109 55V57L106 55V57L107 58H109V62H112V63H110V65L111 64H113L114 62V65L115 64H118L119 66L121 65L120 63V61L122 60V57L121 56H116V55H118L119 53V50L122 52H124L125 53V51H127L128 52V50L126 49L127 47H125V49H124V46H123V44H124V42H123V37H122V35L120 36V34L121 33H118V32H116L117 30H113L112 31V33L111 34H113V35H107L109 32L107 31V28H106V22L105 21H107V20H105V19H107L108 18V21H109V16H111L113 13V11H115V9L116 8H120V5H119V7H117V6H115V5H113V3L114 4H116L117 5V3L119 2H122L121 0L119 1V0H77ZM86 1V2H85ZM92 1H94L93 3H92ZM97 1V2H96ZM110 1H113V2H111L110 3ZM124 1H126V0H123V4L125 3ZM129 1V0H128ZM134 1H135V3H134ZM138 0H130V2L133 4H131L132 6H134V4H135V8L136 9H134V11H133V9L132 8H134V7H131L129 4V6H128V8L129 7H131V10L133 11V13H131V14H133V16L134 15H136L137 13H135L134 14V12H140L139 10H137V8H139L140 9V7H138L139 6V4H136V2H137ZM243 4H246V0H244V2L242 1V0H240ZM89 2L91 3L90 5H89ZM96 2V3H95ZM111 4V6H110V4ZM142 2V1H141ZM140 1L139 2H137V3H141ZM239 2V0H236V3H238ZM249 3H251L252 5H253V3H252V1L250 0V1H248ZM258 2V1H257ZM263 3V1H259L257 4H255L254 6H256L257 5V9L254 7V6H252V5H250L251 7H253L252 9H251V7L249 6L248 8H247V6H246V8L243 6V10H242V13H243V15L244 14H246L247 15V13H248V18L249 17H251V19H252V21H251V23L253 22V20H254V22L252 23V28H253V32H256V33H253V32H251L250 33V31H247V32H249L248 34L250 35L251 34V36H250V40H249V37H248V39H245L244 37H246L247 38V35H245L243 38H242V36L244 35V34H247L246 32H244V34H243V32L241 31L240 32V34L242 35H236V37L234 36V38H237V37H239V38H242V40H244V42L243 41H241V39H239V38H237V39H239V40H235V41H237V42H235L234 40H232V41H234V44L235 45H232L233 47H234V49L236 48V49H238L237 47H236V44L237 45H239L240 44V42H243L242 43V45L241 46H239V47H241L242 49H240V50H242L243 51V49L245 48V47H247V45L244 47V45L246 44L245 43V40H248L249 41V43H251L253 40H255V43H256V40L258 39V37H262L259 41H260V43L262 44V42L264 41V26H262V24L264 25V23H262V21L264 22V19L262 18V17H264V13H262V12H264V4H262ZM74 4H72V5H74L73 7H78V5H77V2H73ZM86 3H88L87 5H86ZM121 3V4H122ZM261 3V4H260ZM75 4L77 5V6H75ZM79 4V3H78ZM98 4V5H97ZM123 4L121 5V8H124V7H122L123 6ZM142 4H143V2H142ZM141 4V5H142ZM113 5V6H112ZM125 5V4H124ZM127 5V4H126ZM140 5V6H141ZM96 6H98V9H97V7ZM103 8H102V7ZM115 6V7H114ZM71 7V6H70ZM93 7V8H92ZM96 7V8H95ZM111 7H113V8H115L114 10H113V8H111ZM259 7V8H258ZM78 8V9H79ZM83 8V9H84ZM89 8H91V9H89ZM104 10V8H106L107 10H110V11H108V12H111L112 14L110 15V13H109V16L106 18V16L108 15L107 14V11L105 12V14H107V15H105V14H103V10ZM97 9V10H96ZM112 9V10H111ZM125 9H126V7H125ZM256 9V11H255V13H254V10ZM100 10H101V12H100ZM116 10H118V9H116ZM120 10V9H119ZM119 10L118 11H115V12H118V14L120 13L121 14V12H123V10H120V12H119ZM129 11V9H126L125 11ZM136 10V11H135ZM252 10V11H251ZM68 11V10H67ZM67 11H65L66 12V14H68V12ZM131 11V12H132ZM249 11H251V12H249ZM65 12H64V14L62 13V15H64V16H62V15H60V16H62V20H60V18H59V20H60V22H63V23H65L66 24V22H68V23H70V20H69V17H68V19H67V21H66V14H65ZM99 12H100V14H99ZM114 12V16L116 17L117 15H115L116 13ZM247 12V13H246ZM261 12V15H262V17L260 16V14L258 15V13H260ZM83 15H81V14ZM126 13V12H125ZM124 13V14H125ZM250 13L252 14V16H249L250 15ZM119 14V15H120ZM124 14H123V16H124ZM128 14H130V12L128 13ZM127 14V15H128ZM131 14L130 15H128V17H131ZM257 14V15H256ZM103 15V16H102ZM118 15V16H119ZM68 16H70L69 14H68ZM77 16H80V17H82V18H77ZM85 16H87L86 18H87V21L85 22ZM88 16H89V18H88ZM121 16V15H120ZM132 16V17H133ZM247 16H245L244 15V18H246ZM260 16V17H259ZM114 17V18H115ZM253 17V18H252ZM256 17H258L257 19H256ZM64 18H65V20H64ZM119 18V17H118ZM117 18V19H118ZM122 18V16L119 18L120 20H122L121 22H123L124 21V18L123 19H121ZM134 18H137V16L136 17H133V19ZM138 18H139V13H138ZM137 18V19H138ZM248 18H246L245 20H247ZM260 18V19H259ZM77 19V20H76ZM80 19H81V21L82 22H80ZM127 21L125 22V23H129V21H128V19H130V18H127V16H126V18H125ZM101 20H103V21H101ZM113 20V19H112ZM132 20V19H131ZM130 20V21H131ZM255 20H257V22L258 23H256V21ZM12 21V20H11ZM90 23H89V22ZM107 21V22H108ZM134 21V20H133ZM135 21H137L136 19H135ZM248 21H250V19L248 20ZM74 22V23H75ZM85 22V23H84ZM8 23V22H7ZM67 23V24H68ZM125 23H122V24H125ZM136 23V22H135ZM5 24V23H4ZM3 24V25H4ZM65 24H63L64 26V28H67V24H66V27H65ZM102 24V25H101ZM130 24V23H129ZM253 24H254V26H253ZM8 25V24H7ZM62 25V24H61ZM75 25V24H74ZM79 25H75L74 27L75 28H77ZM104 25V26H103ZM251 24H247L246 26H244V30L248 27V26H250ZM257 25V26H256ZM259 25V26H258ZM9 26V25H8ZM8 26L7 27H4L3 29L5 30V31H7L8 30ZM69 26V25H68ZM92 26V27H91ZM10 27H13V28H15L16 29V25H15V23H13L12 22V24L10 25ZM82 27V28H83ZM246 27V28H245ZM251 27H248L249 29H251ZM258 27H260V28H258ZM12 28V29H13ZM82 28H80L79 27V29L78 30H82V32L81 33H83V31H84V29H82ZM98 29V31L97 30H95V32H94V34H93V30L94 29ZM105 28V29H104ZM248 28L246 29V30H248ZM256 28V29H255ZM10 29V28H9ZM12 29L11 30H9L10 32L12 31ZM105 31H104V30ZM260 29V30H259ZM17 30V29H16ZM16 30H14L13 29V31H15L14 32V34H16ZM86 30V29H85ZM242 30H243V28H242ZM245 30V31H246ZM12 31V32H13ZM90 31L92 32V34L90 35ZM99 32V33H97V32ZM103 31V32H102ZM107 31V33H106V35H105V32ZM115 31V32H114ZM79 33H80V31H78ZM48 33H51L50 31H48ZM104 33V34H103ZM12 34V33H11ZM22 33H19V35H21ZM100 34V35H99ZM110 34V33H109ZM254 34H255V37H254ZM261 34V35H260ZM88 35V36H87ZM91 37H90V36ZM103 35V36H102ZM248 35V36H249ZM263 35V36H262ZM95 36V37H94ZM109 36H111V37H109ZM113 36V37H112ZM89 37V38H88ZM115 37V38H114ZM120 37H122V38H120ZM251 37H253V38H251ZM92 38H94L93 39V41H92ZM100 38V39H99ZM112 38H114V40L111 39ZM120 38V39H119ZM255 38V39H254ZM81 39H83V40H81ZM232 39H233V36H232ZM80 40H81V42H80ZM252 40V41H251ZM100 42L101 43V47H102V50L101 49H95V48H98V45H100V44H97V42ZM122 41V43H120ZM248 41H247V43H248ZM71 42V41H70ZM95 42V43H94ZM118 42V43H117ZM253 43V45H254V48H253V46H250L251 48H253V50H256L255 49V46H260V47H262L261 45H257L258 44V42L256 43V45L254 44V41L252 42ZM94 44H97V45H95L94 46ZM116 44H119V46L121 47V48H119V50H118V48H115V47H117V45ZM91 45H93V47L91 46ZM116 45V46H115ZM74 46H76V45H74ZM97 46V47H96ZM108 46H110V47H108ZM118 46V47H119ZM243 46V47H242ZM248 46V47H249ZM92 47V48H91ZM115 48L114 49V51L115 52H113L112 50H110L111 48ZM233 47H232V49H233ZM249 47V48H250ZM90 48V50H88ZM112 48V49H113ZM69 49V48H68ZM72 49H73V46H72ZM104 49V50H103ZM121 49H123V50H121ZM232 49H231V51H232ZM233 49V50H234ZM247 49V51L246 52H249L248 51V48H245L244 49V51ZM258 49H260V48H258ZM76 51H77V48L75 49ZM94 50H96V52H94ZM99 50V51H98ZM100 50H101V52H102V54H103V52H105L103 55L101 54V52H100ZM251 50V49H250ZM261 50V49H260ZM80 51V50H79ZM88 51H90V52H88ZM98 51V52H97ZM116 51H117V53H116ZM231 51L230 52H228L227 53V58H226V54L225 55H223V57H220V58H223L222 60L223 61H221V62H224V63H221L220 62V65H222V68L223 67H225V65H226V69H222L223 70V72L226 70V72H225V74L223 73V76H224V80H225V82H227L228 80V82L227 83H229V82H231L232 84L234 83L235 84V82H237V81H235L236 79L234 78V75H233V77L232 76H230V75H228V74H230V72H232V71H230L229 72V70H231V67L230 66H233L232 64H229L228 65V63L227 62H225V60L227 61H230L229 60V58L231 57V59H233V57H235V56H231L230 55V53H231ZM239 51V50H238ZM120 52V53H121ZM234 52H236L237 53V50H235V51H232V55H236ZM240 52V51H239ZM239 52H238V54H239ZM245 52V53H246ZM252 52V51H251ZM254 52V51H253ZM256 55H260V54H258V51L256 50ZM260 52V51H259ZM264 52V51H263ZM82 53V54H81ZM98 53H100L99 55H101V56H99L98 57ZM114 53H116L115 54V56L113 55ZM128 53H130V52H128ZM234 53V54H233ZM243 53V52H242ZM245 53H244V55H245ZM260 53H262V52H260ZM73 54H74V57H73ZM77 54H79V55H77ZM94 54V55H93ZM246 54H248V53H246ZM250 54H252V53H250ZM254 54V56L256 57V55H255V53H253ZM252 54V55H253ZM56 55V54H55ZM60 55V54H59ZM76 55V56H75ZM80 55H82V56H80ZM96 55V56H95ZM120 55H127V54H120ZM128 55H130V54H128ZM127 55V56H128ZM132 56H133V54H131ZM230 55V56H229ZM249 55V54H248ZM247 55V56H248ZM251 55V56H252ZM62 56V55H61ZM71 56H72V58H71ZM228 56H229V58H228ZM237 56V55H236ZM239 56H241V52H240V55ZM8 57V56H7ZM78 57V58H77ZM80 57V58H79ZM103 57V58H102ZM114 57H116V58H114ZM118 57H119V59H118ZM130 57V56H129ZM242 57V56H241ZM253 58V57H251V59H249V57L247 58L248 59V62H249V60H252V61H250L249 63L251 64H249L248 62H247V60L245 61V63L242 65L243 67H244V69H245V64H247L248 63V65H250V69H249V72L250 71H252V70H256V69H252V68H254V67H256L258 64L259 65H261V64H263V66H264V57L263 58H261L260 59V57H262V56H260L259 57V59L258 60H260V61H258V60H256L257 58ZM9 58V57H8ZM97 58V59H96ZM102 58V59H101ZM124 58V57H123ZM130 58H132V57H130ZM239 59V61H242V59L240 58V57H238ZM242 58H244V56L242 57ZM7 59V58H6ZM33 59V58H32ZM52 59V58H51ZM57 59H59V58H57ZM74 59H75V61H74ZM80 59V60H79ZM94 59V60H93ZM244 59H246V58H244ZM9 60H11V59H8V61ZM26 60H28V58L26 59ZM30 60V59H29ZM33 60H36V58H34ZM33 60H30L29 62H32ZM38 60V59H37ZM61 60H63V61H61ZM76 60L78 61V62H76ZM100 60V61H99ZM234 60V59H233ZM233 60H232V62L231 63H233ZM235 60L237 61V59L235 58ZM256 60L257 61V63L258 64H256V61L254 62V61ZM263 60V61H262ZM71 61V62H70ZM84 63H83V62ZM96 61L98 62V63H96ZM108 61V59L106 60V62ZM120 63H119V62ZM235 61V62H236ZM239 61H237L238 63H239ZM262 61V62H261ZM11 62H12V60H11ZM24 62V64L25 65H28V63L29 62H27L26 63V61L24 60L23 61ZM37 62H39V61H37ZM37 62H32V64L34 63L35 65H36V63ZM56 62H57V60H56ZM77 64H76V63ZM81 62H82V64H81ZM105 62V61H104ZM103 62V63H104ZM109 62H107V64H109ZM235 63V65L237 64V65H239V64H241V63ZM244 62V61H243ZM252 62H254L253 64H255L254 66H253V64H252ZM0 63V64H1ZM9 63H10V61H9ZM13 63V62H12ZM40 63V62H39ZM39 63H38V65H39ZM43 63H45V65H46V62H43ZM42 63V64H43ZM47 63H49V62H47ZM33 64V65H34ZM42 64H40V65H42ZM54 64H52L51 65V67H54ZM69 64V66H67ZM96 64V65H95ZM101 64V63H100ZM234 64V63H233ZM2 65V64H1ZM7 65H8V63H7ZM22 65H23V63H22ZM30 65H31V63H30ZM29 65V66H30ZM33 66L34 68H33V70L35 69V67L37 66ZM50 65V64H49ZM109 65V66H110ZM118 65L116 66L117 68H118ZM229 67H228V66ZM234 65V66H235ZM236 65V66H237ZM32 66V65H31ZM30 66V67H31ZM43 66H44V64H43ZM42 66V67H43ZM234 66H233V68H234ZM240 66V65H239ZM4 67H5V70L4 71H2L3 69H4ZM23 67H24V65H23ZM107 67H108V65H107ZM121 67H122V65H121ZM139 67V66H138ZM241 67V66H240ZM239 67V68H240ZM246 67H249V66H247L246 65ZM261 67H262V65H261ZM260 67V68H261ZM11 68V69H10ZM14 68H16V69H14ZM37 68V67H36ZM39 68V67H38ZM44 68V67H43ZM43 68H40V69H43ZM58 68V67H57ZM67 68V69H66ZM102 68V69H101ZM105 68H106V70H105ZM120 68V67H119ZM145 68V67H144ZM144 68H143V72L144 73H146V69L144 70ZM228 68V69H227ZM236 68V67H235ZM257 68V67H256ZM259 67H258V69H257V71H253V74L254 73H258L257 75L259 76V77H261V79L263 80H261V79H259V77H257L256 79L258 80L257 81V83L259 82V83H262L263 85H258L257 83V85L255 84V82H256V79L254 80V79H252L254 76H256L255 74L253 75L252 73V75H253V77L251 78L252 80H253V85H254V87L255 86H260V87H256L255 89H257V91L254 93L253 91H255V90H253L252 91V87H250V84H252L251 82L250 83H247L248 85L247 86H249V87H247L246 86V88H247V90H249V92H250V90L253 92V95L252 94H250V97H248L249 95H246V92H247V94H249L248 93V91H246V89L245 90H243V91H241L242 92V94L240 95V97L241 98H239V97H237V96H239V94L238 93H241L240 91L237 93V96H236V98L239 100V108H240V110H242L243 111V109H241V107L240 106H243L244 105V103H245V101H248L249 102V106H250V104H251V106H253L254 105V107H256V109L260 106V105H262V104H264V94H263V91H264V69L263 68H261L260 69ZM9 69H10V71H9ZM20 69H18V71L20 70ZM26 69H29V68H27V66H26ZM31 69H32V67H31ZM39 69V70H40ZM46 69H45V71H46ZM96 69V70H95ZM135 69H137V68H135ZM139 69H140V67H139ZM252 69V70H251ZM260 69V70H259ZM263 69V70H262ZM32 70V71H33ZM36 70V69H35ZM38 70V69H37ZM98 70H100L99 72H98ZM111 70H112V65H111ZM111 70H110V74H111ZM131 70H133V69H131ZM131 70H128V72L129 73H131ZM138 70V69H137ZM233 70V69H232ZM248 70V69H247ZM259 70V71H258ZM29 71V70H28ZM49 70H47V72H48ZM95 71V72H94ZM123 70H121V72H122ZM135 71V72H134ZM134 71H132V73L134 72L135 73V75H137V77H141L142 78V75H143V77L145 76V74L141 71V69L139 70V71H141V73H143V74H141L139 71H136V70H134ZM234 71H235V69H234ZM238 71V73H239V71H241V69H236V71L235 72H237ZM243 71V70H242ZM22 72H25L24 71V69L22 70ZM31 72V71H30ZM37 72V71H36ZM43 72H44V70H43ZM43 72L42 71H40V73L41 74H38V75H41L40 77H44L45 75H43ZM98 72V73H97ZM136 72H139V75L138 74H136ZM235 72L233 73V74H235ZM245 72H247V71H245ZM244 72V73H245ZM249 72H247L248 74H249ZM46 73V72H45ZM122 73H124V72H122ZM228 73V74H227ZM237 73V74H238ZM240 73H242V72H240ZM240 73H239V75H240ZM26 73H24V75H23V73H21V76L23 75V76H26L25 75ZM37 74V73H36ZM97 74H101L100 76H102V78H101V80H103V78L105 79L104 80V82H102L101 80L99 81L98 80V76L99 75H97ZM128 74V73H127ZM230 77H228L227 75ZM237 74H235L236 76H237ZM247 74V75H248ZM261 74V75H260ZM38 75H37V79H38ZM50 75V76H51ZM55 75H56V77L58 76V78H55ZM59 75H62L63 76V78H62V76H60V78H59ZM84 75V76H83ZM107 75H109V72H108V74ZM123 76H124V74H122ZM129 75V74H128ZM135 75L133 76L134 77V79L133 80H131V81H136L135 80ZM231 75H232V73H231ZM246 75V77H248ZM251 75V76H252ZM263 75V76H262ZM31 76H35V73H34V75L32 74V75H29V77H31ZM47 76V75H46ZM75 76V77H74ZM76 76H77V78H76ZM100 76H99V78H100ZM235 76V77H236ZM250 76V77H251ZM81 77V78H80ZM96 77V78H95ZM106 77V78H107ZM225 77H226V79H225ZM228 77V78H227ZM234 78L233 80L235 81V82H232V78ZM240 77H245V76H243V75H241ZM239 77V78H240ZM250 77H248L247 79H249ZM8 78V79H7ZM16 78V79H15ZM22 78V77H21ZM33 78V77H32ZM46 78V77H45ZM80 78V79H79ZM131 78V77H130ZM241 78V79H242ZM6 79V80H5ZM21 81H20V80ZM25 79V78H24ZM27 79V78H26ZM43 79V78H42ZM41 78H39L38 80H42ZM60 79V80H59ZM95 79V80H94ZM124 79V80H125ZM143 79V78H142ZM237 79H238V77H237ZM240 79V80H241ZM247 79H246V81H244V82H248L247 81ZM251 79L249 80V81H251ZM8 80H12V81H8ZM28 80V79H27ZM44 80V79H43ZM58 80H59V82H58ZM63 80V81H62ZM97 80V81H96ZM224 80L222 81V82H224ZM231 80V81H230ZM245 80V79H244ZM19 81V82H18ZM86 81H87V83H86ZM261 81V82H260ZM7 82V83H6ZM37 82V81H36ZM79 82V83H78ZM82 84H81V83ZM94 82V83H93ZM97 82L99 83L98 85H97ZM105 82H108L107 84H106V87H107V89L105 88V86L103 87V89H102V86H101V84L103 83V85H105ZM130 82V83H129ZM132 82V83H133ZM242 82H243V79H242ZM242 82L240 81L239 82V84L241 85V86H239V84H238V86L241 88V89H244L245 87L242 85ZM243 82V83H244ZM15 83V86L13 85ZM20 83H23L25 86L24 87H26L27 88V90L25 91V90H23L22 88H24V87H22V88H20V86H22V85H20ZM44 84V85H42V88H38L39 90H41V91H43V92H45L44 90H46V89H48V88H52V90H51V92H56V94H52L51 93V95L49 96V95H47V92L48 93H50V89H48V90H46L47 92H46V94H45V96H44V93H43V95H42V92L41 91H38L37 92V94L36 93H34V94H36L37 96H43V98H41V99H43L42 101H44V99H46L48 102L50 101H52L53 103H54V106L53 107H44V106H41V105H39V104H36V103H34V102H31L32 101V99H31V101H30V96L29 95H27V94H29L28 92H29V90L31 89H28V87L29 86H32L33 88H35L34 90H36V88L38 87V85H40V84ZM101 83V84H100ZM8 84V85H7ZM13 86H12V85ZM28 84V86H26ZM77 84L79 85V86H77ZM81 84V85H80ZM93 84V85H92ZM96 86H98V87H96ZM130 84V85H129ZM46 85V86H45ZM69 86V88H68V86ZM72 85H74V86H72ZM83 85V86H82ZM122 85V86H123ZM134 85V87L133 88H135V84L133 83L132 84V86ZM229 85V84H228ZM236 85V84H235ZM5 86V87H4ZM18 86V87H17ZM77 86V87H76ZM130 86V87H129ZM12 87V88H11ZM17 89H16V88ZM75 87V88H74ZM101 87V88H100ZM126 87H128V88H126ZM235 87V86H234ZM237 87V86H236ZM243 87V88H242ZM261 87L263 88L262 90H261ZM3 88V89H2ZM5 88V89H4ZM15 88V89H14ZM32 88V89H33ZM56 88H57V90H56ZM123 88V87H122ZM132 88V89H133ZM240 88H238V89H240ZM251 88V89H250ZM258 88L260 89V91L258 92ZM10 89V90H9ZM22 89V90H21ZM25 89V88H24ZM37 89V90H38ZM53 89L55 90V91H53ZM77 89V90H76ZM82 89V90H81ZM105 89V90H104ZM117 89V90H116ZM237 89V88H236ZM2 90H5V91H2ZM12 90V91H11ZM15 90V91H14ZM79 90V91H78ZM123 90V89H122ZM125 90H126V92H125ZM31 92H32V90H30ZM59 91V90H58ZM76 91H78V93H76ZM3 92V93H2ZM31 92H30V94H31ZM36 92V91H35ZM39 92H41V95H38V94H40ZM65 92V93H64ZM9 93V94H8ZM12 93V94H11ZM27 93V94H26ZM60 93H61V95H60ZM76 93V94H75ZM215 93V92H214ZM219 93V92H218ZM217 93V94H218ZM245 95H244V94ZM257 93H258V95H257ZM23 94H26V95H23ZM33 94V93H32ZM33 94V95H34ZM64 94V95H63ZM254 94H256V98L254 97L255 95ZM32 95V96H33ZM36 95H35V97H36ZM76 95H78V97H76ZM128 95V96H127ZM26 96V97H25ZM47 96H49L50 98H48ZM69 96H71V98L69 97ZM126 96H127V98H126ZM251 96L253 97V98H251ZM262 96V97H261ZM13 97V98H12ZM35 97H34V99H35ZM69 97V98H68ZM31 98H33V97H31ZM38 99H40L39 97H37ZM36 98V99H37ZM254 98H255V100L257 99V101H255L254 100ZM260 98V99H259ZM263 98V100L261 101V99ZM37 99V101L36 102H38V103H42V101H39ZM49 99V100H48ZM55 99V102L57 101V99L56 98H54ZM78 99V101H76ZM125 99V100H124ZM128 99H130V101H131V103L129 104V102L130 101H128ZM215 99V98H214ZM213 99V100H214ZM235 99V98H234ZM242 99V100H241ZM251 99H253V101L251 100ZM14 100V101H13ZM26 100H29V101H27L26 102ZM126 100L128 101V102H126ZM245 100V101H244ZM260 101V103L261 102H263L262 104H260L259 105V101ZM35 101V100H34ZM83 101H84V103H83ZM117 101V102H116ZM215 102H216V99L214 100ZM218 101V100H217ZM241 101H244V103L243 104H241L242 102ZM29 102V103H28ZM67 103V107L66 108H64L63 106H62V104L63 105H65L66 103ZM78 102H80V104L78 103ZM121 102H123V104H125L124 106H123V104L121 103ZM125 102V103H124ZM132 102H133V104H132ZM212 103H213V105H214V103L215 102H213V101H211ZM218 102H221V100L220 101H218ZM251 102V103H250ZM32 103V104H31ZM43 103H45V104H43V105H46L47 104V102L45 101V102H43ZM74 103H75V105H74ZM114 103V104H113ZM211 103V104H212ZM235 103H236V105L238 104L237 103V101H235ZM8 106H7V105ZM28 104V105H27ZM49 104L50 103H48V106H49ZM79 104V107L77 106ZM81 104H83V105H81ZM210 104V105H211ZM219 104H221V103H219ZM218 104V105H219ZM222 104H223V102H222ZM222 104L220 105L221 107H222ZM246 104H247V102H246ZM23 105V106H22ZM52 105V104H51ZM55 105H59L60 106V108L58 109L57 108V111L58 110H63V111H58V114L61 112H63L64 114H59V115H66V116H60L59 117V115H56L55 113L57 112L56 111V107H55ZM128 105V106H127ZM130 105H133L132 107H134V109L133 108H131V106ZM213 105H211L212 107H214ZM217 105V106H218ZM248 105V104H247ZM246 105V106H247ZM256 105V106H255ZM259 105V106H258ZM47 106V105H46ZM62 106V107H61ZM66 106V105H65ZM118 107V108H116V107ZM130 106V107H129ZM137 106H140V108L138 109V107ZM164 106H166V105H164ZM217 107L218 109L220 108L221 109V107ZM225 106V105H224ZM231 107L232 105H228V107ZM237 106V107H238ZM258 106V107H257ZM5 107V108H4ZM28 109H26V108ZM30 107V108H29ZM33 107V108H32ZM78 107V108H77ZM86 107V108H85ZM119 107H121V108H119ZM127 107H128V110L126 111V109H127ZM200 107V106H199ZM233 108L232 109H229L228 110V108L227 107H225V108H227V110L225 109V108H223L222 107V109L224 110V111H222V109H221V111H222V116L224 115H227L226 114V112L227 111H229V112H227L228 113V115H227V118L229 119V121L231 122H233L234 121V124H232V125H237V123H235V122H237V120H238V118H239V116L241 117V116H243L242 115V112L239 110V112H240V114H239V112H238V109H237V111H235L234 110V108H236L235 106H232ZM261 107H263V105L262 106H260V108ZM3 108V109H2ZM24 109V110H19V109ZM32 108V109H31ZM36 108V109H35ZM40 108V109H39ZM43 108V109H42ZM52 109L53 108V110H51V112H49V109ZM70 108V109H69ZM77 108V109H76ZM84 108V109H83ZM124 108H125V110H124ZM133 109L132 111H131V109ZM163 108H166V107H163ZM201 108V107H200ZM244 108V113H247L248 111H246L245 112V107H243ZM247 108V107H246ZM249 108V107H248ZM248 108H247V110H248ZM69 109V110H68ZM72 109V110H71ZM79 109V110H78ZM104 109V110H103ZM109 109V110H108ZM116 109V110H115ZM122 109V110H121ZM215 109V108H214ZM252 109V108H251ZM68 111L70 114H71V116H69L70 114H67V112H65V111ZM76 110V111H75ZM86 110V111H85ZM99 110V111H98ZM102 110V111H101ZM107 110V111H106ZM130 110V112H131V114L133 115H131L130 113H128L129 114V116L127 115V113H126V115H127V118L129 117L130 118V120H129V118H128V121L126 120H120L119 119V123H117L118 122V120H117V115H118V112H121V113H123L122 114V116H125L124 115V112H128ZM217 109H215V111H216ZM232 110H234L233 112H232ZM255 110V109H254ZM45 111V112H44ZM52 111H54L53 113H52ZM78 111V112H77ZM109 111V112H108ZM114 111V112H113ZM124 111V112H123ZM135 111V112H134ZM143 111V110H142ZM212 111H213V108H212ZM212 111H210V115L208 114V111H206L205 112V114H207V116L209 115V116H213V118H214V120H215V117L214 116H216L215 114H213L212 113ZM250 111V110H249ZM258 111H260L261 112V110H258ZM258 111H256V112H258ZM5 112V113H4ZM22 112H23V114H22ZM24 112H25V114H24ZM28 112V113H27ZM49 112V114H47V113ZM82 112V113H81ZM102 112V113H101ZM112 112V113H111ZM217 112V111H216ZM220 114H221V112L220 111H218ZM223 112L225 113V114H223ZM232 113V115H231V113ZM237 112V114H239L238 115V118L237 117H235V115H234V117H235V119L233 120V118H229V117H231V116H233V113L235 114ZM251 112H252V110H251ZM255 112V113H256ZM256 113V115H258V116H254V118H255V121H254V123H257L258 121V123L257 124H252V123H250V124H252L251 125V128L252 129H254L253 127H255V126H257L256 128H257V130L256 131H258L259 130V128L260 129H264V113L262 112V114L261 113ZM29 113H30V115H29ZM32 113V114H31ZM113 114V116L111 115V114ZM116 113V114H115ZM121 113H119V117L121 116ZM212 113V114H211ZM215 113V112H214ZM243 113V114H244ZM253 113V112H252ZM254 113V114H255ZM14 114H15V116H14ZM165 114V113H164ZM178 114V113H177ZM219 114V115H220ZM236 114V115H237ZM21 115V116H20ZM25 115H26V118H25ZM35 115V116H34ZM37 115V116H36ZM142 115H143V117H142ZM147 117H146V116ZM180 115V113L178 114V116ZM218 115V114H217ZM231 115V116H230ZM245 115V114H244ZM251 115V114H250ZM250 115H248V116H250ZM262 115V116H261ZM32 116V117H31ZM67 116H69L70 118H71V120H70V118L69 117H67ZM106 116V117H105ZM203 116H204V118H205V132H203V134L204 135H202V133L201 134H199V133H195L194 134V137H195V135H198V136H200V140H201V138H202V140L201 141H204V142H206L205 140H207L208 139V142H206V144L208 145V143H211L210 145L213 147H211V146H209V148L211 149V150H213L214 151V149L216 150L217 149V147H218V145L217 144H220L219 142H221L222 140H220L219 141V139L218 138H214V134L215 133H217V129H219V128H215L216 129V132H215V129H213L214 130V132L215 133H213V131L212 132H210L212 129H210L209 130V127L210 128H212L211 127V124H212V122H210L209 120L211 119V121H212V117H209V122L211 123L210 124V126L208 125V123L209 122H206L207 121V116L206 115H204V113H203ZM222 116H221V118H222ZM223 116V117H224ZM62 117V118H61ZM218 117V116H217ZM216 117V118H217ZM12 118V119H11ZM16 119V121H15V119ZM28 119L27 121L29 122V124H31L30 126L28 125V122L26 123V121H25V119ZM32 118H34V119H32ZM37 120H36V119ZM63 118H66V120H62ZM67 118H68V120H69V122H67L68 120H67ZM103 118V119H102ZM106 118V119H105ZM122 119H126V117H121ZM242 118V117H241ZM240 118V119H241ZM247 118V117H246ZM258 118H260V120H257ZM19 119V120H18ZM24 119V120H23ZM30 119V120H29ZM108 119V120H107ZM244 119H245V117H244ZM249 119H252V118H250L249 117ZM13 120V121H12ZM51 120V121H50ZM102 120V121H101ZM222 120H223V118H222ZM224 120H226V122L228 121L227 119H224ZM224 120H223V123H224ZM32 121V122H31ZM35 121V122H34ZM50 121V122H49ZM62 121V122H61ZM80 123H79V122ZM82 121V122H81ZM121 121L124 123V125L123 126H125L126 124V126L128 127L129 126V122L131 121L132 123H130V127H128L127 128V130H125V131H127V132H125V133H120V134H122V135H118L119 134V132H114L115 130H112V129H114V127H116V126H118V125H121V124H123V123H121ZM136 121V122H135ZM217 121H218V118H217ZM246 122L245 123H247L248 122V119L247 120H245ZM250 121V120H249ZM252 121V120H251ZM252 121V122H253ZM262 121H263V123H262ZM12 122V123H11ZM44 122V123H43ZM47 122H49L48 124L50 125V126H54V127H56L55 129H54V132H52L51 130V128L49 127V125H47ZM54 122V123H53ZM127 122V123H126ZM170 122H171V125H170ZM229 122V123H230ZM19 123V124H18ZM22 123V124H21ZM38 123V124H37ZM72 125H71V124ZM75 123V124H74ZM78 123V124H77ZM116 123V124H115ZM133 123H135V128L133 129ZM148 123V124H147ZM216 123V122H215ZM215 123H213V124H215ZM229 123H224V124H226V125H228L229 126V128L228 129H230V128H232L233 126H231V124H229ZM244 122H242V124H243ZM261 123V124H260ZM3 124V125H2ZM11 124V125H10ZM46 124V125H45ZM66 124V125H65ZM68 124H70V126L68 125ZM85 124V125H84ZM223 124V125H224ZM249 124V125H250ZM27 125V126H26ZM39 125V126H38ZM59 125V126H58ZM80 125V126H79ZM139 125V126H138ZM173 125V127H171ZM177 125V131H174V126H176ZM217 125H218V127H220L219 126V124L217 123V124H215V127H217ZM222 125V123H221V126H223ZM245 125V124H244ZM247 125V124H246ZM249 125H247V126H249ZM258 125L260 126L259 128H258ZM263 125V126H262ZM29 126V127H28ZM42 126V127H41ZM45 126V127H44ZM63 126V127H62ZM64 126L66 127V128H64ZM107 126V127H106ZM122 126V125H121ZM125 126V127H126ZM261 126H262V128H261ZM11 127V128H10ZM14 127V128H13ZM15 127H17L18 129H16ZM32 127V128H31ZM38 127V129H36ZM40 127V128H39ZM47 127V128H46ZM53 127V128H54ZM83 127V128H82ZM144 127V129H145V131H144V129H142ZM208 127V128H207ZM20 128V129H19ZM24 128V129H23ZM35 128V129H34ZM43 128V129H42ZM63 128V129H62ZM85 131H83L82 129ZM118 128H119V126H118ZM117 128V130H120V128L118 129ZM129 128H130V132H129ZM206 128H207V131H206ZM223 128L224 129H226L227 130V126L225 127V126H223ZM233 128H235V127H233ZM248 128V127H247ZM255 128V129H256ZM13 129V130H12ZM16 129V130H15ZM27 129V130H26ZM31 129H34V130H31ZM50 129V130H49ZM68 129H71L70 131H71V133H67L68 132ZM79 129H81V131L79 132V130L77 131V130ZM87 129V130H86ZM126 129V128H125ZM223 129V130H224ZM3 130V131H2ZM12 130V131H11ZM56 130V131H55ZM59 130V131H58ZM63 130H67V132L66 131H63ZM94 130V131H93ZM123 130V128H121V131ZM143 130V131H142ZM178 130H180L179 131V133H177L178 132ZM226 130H225V134L227 133L226 132ZM250 130V129H249ZM261 130V131H262ZM26 131V132H25ZM34 131V132H33ZM37 131V132H36ZM45 131H46V133H45ZM87 131V132H86ZM91 131V132H90ZM120 131V132H121ZM228 131V130H227ZM230 131H232L231 129L228 131V132H230ZM235 131L237 132V130L235 129ZM235 131H233V133L234 134H237ZM255 131V132H256ZM14 134H13V133ZM17 132V133H16ZM50 132V133H49ZM57 132L59 133V134H57ZM75 132H76V134H75ZM89 132H90V135H89ZM114 132V133H113ZM134 132V133H133ZM159 132V133H160ZM172 132V131H171ZM210 132V133H209ZM251 132V131H250ZM254 131L253 132H251V133H249L248 132V134H250V135H248V134H245L246 136L248 135V140H251V141H249V143H252V144H250V146H248V143H247V146L248 147H250V149L252 150H250L251 152H249V151H244L245 149H248L249 150V148L247 147H245V149L243 150L246 154H248V153H250V155L248 154V156H250V157H248L247 155H245V156H243L242 157V159H244L245 158V160L247 161H249V159H246V157H248V158H251L252 157V161H254L255 160V158H254V160H253V157H254V155H252V154H254V150H255V152L257 153V151H256V148L258 149V145H257V140L259 141V139L258 138H260V137H258V136H260V135H256L257 133H255ZM28 133V134H27ZM33 133H34V135H33ZM38 133V134H37ZM43 133V134H42ZM79 133V135H77ZM82 133H84V134H82ZM87 133V134H86ZM109 133V134H108ZM118 133V134H117ZM129 133V134H128ZM142 133H143V135H142ZM211 133H213L212 135H211ZM231 134V132L229 133V134H231L230 136H233L234 134ZM239 133V132H238ZM260 133V132H259ZM17 134V135H16ZM20 134V135H19ZM33 135V137H32V135ZM86 134V135H85ZM96 134V135H95ZM108 134V135H107ZM125 134V135H124ZM127 134V135H126ZM133 134H134V136H133ZM181 134V135H180ZM208 134V137H210V138H208L206 135ZM209 134L211 135V136H213L212 137V139H211V136H209ZM228 133H227V136L229 135ZM253 134V135H252ZM260 134H262V133H260ZM6 135V136H5ZM28 135V136H27ZM36 135V136H35ZM40 137V135H41V137H40V140H41V142H38L39 141V137ZM48 135V136H47ZM51 135V136H50ZM54 135H56V137H61V138H64V136L65 137H67V139L69 138V140H71L72 142H74L75 144V147H77L76 149H74L75 147H74V145H72L71 143V141H68L67 143L68 144H70V145H68L66 142V147H65V149L67 150V151H65V149H63L64 148V145H65V143H63L64 145H61L60 143H62V142H64V141H61L60 142V140H61V138L59 139L58 138V140L56 139L55 140V138H54ZM62 135V136H61ZM64 135V136H63ZM124 135V136H123ZM140 135V136H139ZM161 137V139H159L160 137ZM180 135V136H179ZM239 135H240V133H239ZM239 135L237 136V137H239ZM244 135V136H245ZM256 135V136H255ZM25 136V137H24ZM42 136H43V138H44V140L42 141ZM75 136V137H74ZM98 136V137H97ZM111 136V137H110ZM116 136V137H115ZM144 136V137H143ZM204 136V137H203ZM229 136V138H231ZM236 135H234V137H235ZM243 136V137H244ZM9 137V138H8ZM25 139H24V138ZM26 137H28V138H26ZM35 137H38V138H35ZM50 137V138H49ZM52 137V138H51ZM145 137H146V139H145ZM215 137H217V136H215ZM241 137V136H240ZM258 137V138H257ZM8 138V139H7ZM30 138V139H29ZM42 138V139H41ZM46 138V139H45ZM48 138V139H47ZM93 138V139H92ZM98 138V139H97ZM164 138L166 139V140H164ZM203 138H206V139H203ZM228 138V137H227ZM229 138H228V140H229ZM247 138H245V140H244V144H246V142H248V140L246 141V139ZM7 139V142L4 144V140H6ZM34 139V140H33ZM55 141H54V140ZM86 139V140H85ZM143 139H145L146 141L147 140H150V141H153V139H154V141H156V140H158V141H160L159 143H161V145H158L157 146V144H159V143H157L156 144V148L155 147H152V146H155V145H152V144H150L151 142H147V144H149L150 145V147L148 148V149H150V156L148 155L149 153V150L147 151H145V148L147 149V147H145V143H146V141H145V143L143 142ZM167 139H169V141L167 140ZM213 139H215V140H217L218 139V143L217 144H215V140H213ZM233 139H235V138H233ZM233 139H232V145L231 146H233L234 147V145L236 144V146L239 144V140H238V138H237V140L234 142V144H233ZM243 139V138H242ZM8 140H9V142H8ZM14 140V141H13ZM26 140V141H25ZM31 140V141H30ZM36 140H38L37 142H36ZM63 140V139H62ZM85 140V141H84ZM120 140V141H119ZM175 140V141H174ZM211 140V141H210ZM25 141V142H24ZM54 141L55 143L54 144H52V142ZM87 141V142H86ZM142 141V142H141ZM227 141V139H226V136H225V141H223V142H226ZM231 141V140H230ZM10 142H12V143H10ZM26 142H28V143H26ZM29 142H31V143H29ZM56 142H57V144H60V145H57L56 144ZM71 142V143H70ZM97 142V143H96ZM128 142V143H127ZM165 142H166V144H165ZM167 142H169L168 144H167ZM171 142H173V144L171 143ZM14 143V144H13ZM45 144V146L47 147H45V146H43L42 144ZM48 143V144H47ZM125 143V144H124ZM134 143V144H133ZM152 143H154V142H152ZM180 143V144H181ZM9 144H10V149H6L5 151H4V148H7V146L9 147ZM26 144V145H25ZM30 144V145H29ZM36 144V145H35ZM38 144H41V146H38L39 147V149H40V147H44L43 149H44V153L41 155V157H40V159H39V156H40V150H37L38 149V147H36ZM47 144V145H46ZM51 144L52 145H54V146H51ZM127 144V145H126ZM138 144V145H137ZM144 144V145H143ZM177 144V145H176ZM224 145H226V143H223ZM222 144V142H221V146L223 145ZM241 144V143H240ZM259 144V143H258ZM73 147H72V146ZM97 145L99 146V147H97ZM126 145V146H125ZM143 145V147H141ZM168 145V146H167ZM228 145H229V143L226 145L227 146V148H230V147H228ZM243 145V144H242ZM257 145V146H256ZM25 146V147H24ZM56 146V147H55ZM59 146V147H58ZM72 147L73 148V150H74V153L75 152H77V153H75L74 154V157H76V158H78L79 159V157H80V159L78 160V159H76V160H78L79 162H77L76 160V162L75 161H72V160H70L69 161V158L67 157V156H69L71 153H69L68 151H71L72 152V154H73V150H72V148H70L69 150H68V147ZM133 146V147H132ZM235 146V147H236ZM240 146V145H239ZM244 146H246V145H244ZM244 146H243V148H244ZM3 147V148H2ZM52 147L54 148V150L52 149ZM63 147V148H62ZM95 147V148H94ZM119 147V148H118ZM131 147V148H130ZM223 148H224V146H222ZM26 148V149H25ZM31 148V149H30ZM80 148V149H79ZM86 149V151H85V149ZM134 148V149H133ZM237 148H238V146H237ZM240 148V147H239ZM239 148H238V152H239ZM84 149V150H83ZM90 149V150H89ZM93 149V150H92ZM127 149V150H126ZM144 149V150H143ZM171 149V150H172ZM218 149H220V146H219V148ZM217 149V150H218ZM47 150L50 152V154H49V152H47ZM51 150V151H50ZM62 150H64V151H62ZM102 150V151H101ZM130 150V151H129ZM174 150V149H173ZM173 150H172V152H173ZM227 151L229 150V149H226ZM231 150H232V147H231ZM241 151H242V149H240ZM4 153H3V152ZM7 151V152H6ZM59 151V152H58ZM97 151V152H96ZM123 151V152H122ZM236 151V149H234V150H232V152L234 153ZM5 152H6V154H5ZM30 152V153H29ZM37 152V153H36ZM41 152H42V150H41ZM47 152V155H45V153ZM60 152L63 154V156H64V158L66 159V158H68V160L67 161H65V159L64 158H62V159H64V161H62V159L60 158L59 159V157L61 156L60 155ZM63 152H65V154L67 155L66 157H65V154L63 153ZM93 152H95V153H93ZM147 152V153H146ZM182 152V151H181ZM215 152V151H214ZM226 151H224V150H219V154H221L222 155V153H224L223 155L225 156L226 155V153H225ZM237 151H236V153L237 154H240L241 155V152H239L238 153ZM34 153V154H33ZM54 153H56V154H54ZM79 153H80V155H79ZM92 153H93V155H92ZM146 155H145V154ZM174 153V152H173ZM228 153V152H227ZM232 153V154H233ZM236 153L234 154V155H236ZM245 153H242L243 155L245 154ZM28 154V155H27ZM31 156H30V155ZM36 154V155H35ZM57 154H59V157L57 156ZM78 154V155H77ZM88 154H90V155H88ZM100 154V155H99ZM216 154H218V152L216 151ZM218 154V155H219ZM258 154V153H257ZM6 155V156H5ZM14 155V156H13ZM35 157H34V156ZM44 155L46 156V157H44ZM91 155L92 156H96V155H98V156H96L95 158L94 157H91ZM163 155V154H162ZM221 156V157H224V156ZM229 155H230V153H229ZM240 155H237L238 156V158L240 157V162H239V160H238V162L239 163H241V165H244V164H246V165H248L249 166V164L252 162H250L249 161V163L247 164V162L245 161V160H241V156ZM38 156V157H37ZM43 156V157H42ZM62 156V157H63ZM73 156V155H72ZM78 156V157H77ZM154 156V155H153ZM184 158H186L185 157V155L183 154L182 155ZM227 156V155H226ZM257 155L255 154V157H256ZM7 157H10V158H7ZM47 157H48V159H47ZM54 157V159L55 158H57L56 160H58L57 162H59V160H60V162L62 161V166L61 165H57V166H54L55 165V163L56 164H58L56 161H55V163H53L54 161L52 160V158ZM70 157V159H72V157H71V155L69 156ZM74 157H73V160H74ZM144 157H148L147 159H145ZM235 157V156H234ZM30 158H32V159H30ZM33 158H35L34 159V161H33ZM38 158V159H37ZM82 158V159H81ZM141 158V159H140ZM151 158V157H150ZM237 158V157H236ZM30 159V160H29ZM51 159V160H50ZM113 159V160H112ZM149 159V161H147ZM9 160H12V162L11 161H9ZM28 160V161H27ZM42 160V161H41ZM98 160V161H97ZM116 160V161H115ZM146 160V161H145ZM235 160V159H234ZM233 160V161H234ZM237 160H235L236 162H237ZM39 161H41V162H39ZM45 161V162H44ZM50 161H53L52 163V166L53 167H55V169L54 170H56L57 171V174L59 175V173H58V170H60L61 169V167H62V170L65 172V176L67 177H65V176H63L62 175V171L60 172V175H59V178L60 177H65V179H66V181L64 182V183H62V184H60L61 183V181L63 180L62 178V180L61 181H58L59 179L56 177V175H54L52 172V174L53 175H51V176H55L56 177V179L55 178H53V180L51 179H49V177L47 178L49 181H51V183L49 184V185H46V184H44V183H40L39 184V182H44V178L43 177H41V181L39 180V175H38V173H34L35 171H39V170H37L38 168H36V166L37 165H39L40 163H42V162H44V163H47V164H45V165H47V166H49L48 164H50ZM72 161V163L74 162V165H75V167L74 166H72L71 164H69V168H68V170H67V165L66 164H68L69 162H71ZM107 161V162H106ZM111 161L113 162V163H111ZM179 161V160H178ZM176 162L177 164V167L179 166L178 165V163H180V164H184V163H181V162ZM190 162V158L187 156V162ZM244 163V164H242V162ZM30 162V163H29ZM39 164H38V163ZM65 162H67L65 165H66V167L64 166V164L63 163H65ZM102 162H103V165L105 166L104 168L103 167H101L99 164H101L102 165ZM237 162V163H238ZM255 162V161H254ZM254 162H252V163H254ZM12 163V164H11ZM27 163V164H26ZM35 165H34V164ZM37 163V164H36ZM78 163H79V165H78ZM90 164V165H88V164ZM99 163V164H98ZM109 163H110V167H109ZM115 163H117L116 165H115ZM195 163V162H194ZM237 163H234V168L232 169V171L233 170H235L234 172H236L235 173V175L233 174V177L235 176V178H236V176H239L240 174H242L243 173V171L245 170H243V168H246L245 166H242V167H239V163L237 164ZM251 163V164H252ZM31 164V165H30ZM43 164V163H42ZM81 164V165H80ZM94 164H96V165H94ZM111 164H112V166H111ZM196 164H197V161H196ZM237 166H236V165ZM27 165L28 166H30V167H27ZM71 165V166H70ZM98 165H99V167H101V170H104V171H102L103 173H101V172H99L100 171V168L98 167ZM132 165V166H131ZM240 165V166H241ZM25 166V167H24ZM34 166V167H33ZM42 166V165H41ZM43 166H44V164H43ZM46 166V168H51L52 166H51V164H50V166L49 167H47ZM91 166L93 167L92 169L93 170H91ZM114 166H115V168H117V169H115L114 168ZM120 166V167H119ZM151 166V165H150ZM152 166H151V168H152ZM191 167V168H187L188 170H190L191 171V169L193 170V172H194V170H196V167L193 165V164H191V163H189V164H187V166H182V171L180 172V173H183L184 174V172H185V167ZM194 166V167H193ZM56 167L58 168V170L56 169ZM73 167H74V169H73ZM79 167V168H78ZM111 167H112V170H108V169H111ZM135 167V168H134ZM195 168V169H193V168ZM210 167V166H209ZM237 167H239V168H237ZM30 168V169H29ZM33 168H34V170H33ZM35 168H36V170H35ZM39 168H40V165H39ZM66 168V170L67 171H65L64 169ZM78 168V169H77ZM107 168V169H106ZM114 168V169H113ZM134 168V169H133ZM178 168H181L180 166L178 167ZM240 168H242L241 170H240ZM248 169H249V167H247ZM5 169V170H4ZM32 169V170H31ZM52 169L53 168H51V169H49V171H52ZM70 169V170H69ZM73 169V170H72ZM80 169V170H79ZM83 169H85V170H83ZM95 169H96V171H95ZM98 169V170H97ZM119 169V170H118ZM145 169V170H144ZM176 169V168H175ZM175 169H174V171H175ZM207 169V168H206ZM216 169V168H215ZM236 169H237V171H236ZM0 170V171H1ZM53 170V172H56V171H54ZM118 170V171H117ZM183 170H184V172H183ZM209 170V169H208ZM213 170V168H211V170H210V172L211 173H213L214 174V172L212 171ZM231 170V169H230ZM6 171V172H5ZM31 171H34V172H31ZM71 171V172H70ZM75 171V172H74ZM92 171V172H91ZM108 171V173H107V175H106V173L104 174V172H107ZM112 171H114V172H112ZM141 171V172H140ZM147 171V172H146ZM205 171V170H204ZM216 171H218L217 169H216ZM232 171H230V172H232ZM248 171V170H247ZM246 171V172H247ZM9 172V173H8ZM48 172V171H47ZM47 172H43V173H47ZM74 172V173H73ZM77 172V173H76ZM94 172V173H93ZM117 172V173H116ZM146 172V174L144 175L143 173H145ZM175 172H177V171H175ZM192 172V171H191ZM209 172V171H208ZM240 172V173H239ZM242 172V173H241ZM5 173V176L3 177V175L2 174H4ZM7 173V174H6ZM12 173V174H11ZM31 173V174H30ZM49 173V172H48ZM70 173V174H69ZM76 173V174H75ZM91 173V174H90ZM179 173V171L177 172V174ZM206 173V172H205ZM215 173H217V172H215ZM233 173V172H232ZM238 173V174H237ZM8 174H10V175H8ZM13 174H14V176H13ZM36 176H35V175ZM56 174V173H55ZM64 174V173H63ZM67 174H68V176H67ZM72 174V175H71ZM141 174V175H140ZM204 174V173H203ZM237 174V175H236ZM244 174H245V172H244ZM12 175V176H11ZM38 175V176H37ZM40 175H42L43 176V174L41 173ZM57 175V176H58ZM74 175V176H73ZM103 175V176H102ZM106 175V178H104V176ZM109 175V176H108ZM112 175V176H111ZM120 175H121V177H120ZM126 175V176H125ZM143 175H144V177H143ZM206 175V176H205ZM203 177L204 178H208L209 179V181H210V184H209V186H212V183L213 182H215V181H212L211 182V180H213L211 177H208L207 175L208 174H205ZM230 176H231V174H229ZM228 175V172H227V176H229ZM246 175V174H245ZM28 176V177H27ZM35 176V177H34ZM46 176H47V174H46ZM46 176H44V177H46ZM49 176V175H48ZM70 176V177H69ZM89 176V177H88ZM100 176V177H99ZM111 176V177H110ZM118 178H117V177ZM148 176V175H147ZM176 176V175H175ZM177 176H179V175H177ZM180 176H182V174H180ZM227 176H226V178H227ZM14 177V178H13ZM38 177V178H37ZM81 177V178H80ZM83 177H85V178H83ZM94 177V178H93ZM96 177V178H95ZM97 177H98V179H97ZM115 177L118 179L117 181H118V184H113V183H116L117 181H116V179H115ZM132 178V180H130V178ZM213 177H215V176H213ZM241 178H243V177H245V176H240ZM9 178H13V180L11 181V179H9ZM29 178V179H28ZM31 178V179H30ZM36 180H35V179ZM43 178V179H42ZM100 178V179H99ZM102 178V179H101ZM103 178L105 179L104 180V182H102L103 183V185H102V187L104 186V188H99V185H97L98 183H100L101 182V180L103 181ZM109 178H110V180H109ZM113 178L115 179V180H113ZM138 178H140V179H138ZM229 178H231V177H229ZM241 178H239V179H241ZM37 179H38V181L39 182H37ZM46 179V178H45ZM46 179V180H47ZM64 179V180H65ZM211 179V180H210ZM232 179V178H231ZM48 180H47V183H48ZM80 180V181H79ZM113 180V181H112ZM142 180V181H141ZM144 180V181H143ZM229 180L230 179H227V183H230L229 182ZM233 180V179H232ZM231 180V181H232ZM236 180H238V178H236ZM54 183H53V182ZM68 181V182H67ZM77 181V182H76ZM79 181V182H78ZM98 181V182H97ZM116 181V182H115ZM120 181V182H119ZM130 181V182H129ZM208 181V182H209ZM235 180H233L231 183H233ZM56 182H59V184H56ZM63 182V181H62ZM71 182V183H70ZM81 182V183H80ZM83 182V183H82ZM97 182V183H96ZM107 182V183H106ZM113 182V183H112ZM136 182V183H135ZM139 182H144L143 183V185H142V183L140 184ZM236 182V181H235ZM46 183V182H45ZM70 183V184H69ZM73 183V184H72ZM76 183H78V184H76ZM108 183H110V184H108ZM113 185H115V186H113ZM129 183V184H128ZM137 183H139L141 186H139V185H136ZM155 183V182H154ZM240 183V180H238V183H237V185ZM11 184V185H10ZM67 184V185H66ZM69 184V185H68ZM75 184V185H74ZM82 184V185H81ZM159 184V185H158ZM56 185V186H55ZM73 185H74V188H72V194L73 193H75V192H77L75 189H78L79 191H78V193L80 192V195H78L77 193H76V195L75 194H73V195H75L76 196V199H78V200H80V202L79 201H76L75 202V198H73V199H75L73 202H74V204L71 202L73 199H71V201H70V203H72L74 206H72V207H70L69 208V205H70V203H69V200H70V198H72L71 196H72V194H71V196H70V198H65L66 197V194H69L70 195V189H71V187H73ZM77 185L79 186V188L77 187ZM144 185H145V187H144ZM234 185H236L235 183L233 184V186ZM46 186V187H45ZM65 186V187H64ZM67 186L70 188L69 190L67 189ZM93 186H94V188H93ZM96 186V187H95ZM98 186V187H97ZM130 186H131V188H130ZM162 186V189H164V193H163V191H162V189L160 188ZM43 187H45V188H43ZM52 187V188H51ZM80 187H81V189H80ZM157 187V188H156ZM213 187V186H212ZM62 188V189H61ZM67 190H66V189ZM93 190H92V189ZM97 188H99V189H97ZM143 188H145V189H143ZM60 189H61V192H59L60 191ZM65 189V190H64ZM83 189V190H82ZM86 189L88 190V191H86ZM91 189V192L89 193V190ZM142 189V190H141ZM157 189H161L160 191L159 190H157ZM177 189V190H176ZM12 190V191H11ZM62 190H64V192H62ZM75 190V192H73ZM101 190V191H100ZM146 190H148V191H146ZM157 190V191H156ZM170 192L171 191H173V190H170V189H168ZM167 190V191H168ZM179 190V191H178ZM186 190V191H185ZM210 190V189H209ZM208 190V187H207V192L209 191ZM211 190H213L212 188H211ZM66 191H69V192H66ZM93 191H94V193H93ZM105 191V192H104ZM140 191V192H139ZM144 193V191H146L145 192V194H142V192ZM152 191V192H153ZM214 191V190H213ZM213 191H212V194H213ZM119 192V193H118ZM132 192V193H131ZM138 192V193H137ZM184 192H186V194H184ZM14 193V194H13ZM34 193V194H33ZM53 193V194H52ZM64 193H65V195H64ZM104 193V194H103ZM110 193H112V194H110ZM147 193V194H146ZM162 193H163V195H162ZM166 193H168V192H166ZM215 193V195H217L216 193V191L214 192ZM13 194V195H12ZM54 194H55V196H54ZM97 194V195H96ZM102 194V196H100ZM107 196H106V195ZM150 194V195H149ZM158 194V193H157ZM158 194V195H159ZM176 194V195H177ZM206 194H208L209 195V192L208 193H206ZM206 194H205V200H203V201H205V202H203L202 201V199L200 200V201H195V203L194 204H192L193 206H188L189 205V203H192L191 201H189V200H185L186 202H188L189 201V203H186L185 201H183L182 202V204L185 202V206H184V204H183V206H184V209H182L181 207H178L177 205H176V208L175 209H172V210H180V208L182 209V210H184L183 212L184 213H180L179 211V215L180 214H182V216H181V218L183 217V218H185L184 220H183V218H182V221H183V223L184 222H188L189 221V224L187 223V225H186V227L185 228H183V226L181 227V218L179 219V221L177 220H174L173 219V217L174 216H176V215H172L173 217L171 218L170 217V215H171V213L172 214H175L174 213V211L172 212V210L170 211V215H169V222H171V219H173L172 220V222L174 223L175 221L177 222V223H179L180 222V224H179V226H178V224H176L177 226H178V228L176 227V229H178L177 230V232H175V233H177V236H176V239H178L179 237L181 238L182 237V240H183V236L185 235V236H187V234H189L188 235V238L187 239H190L192 242H193V240H194V242H193V244H192V242H190V240H187L186 238H184V239H186L188 242H189V245H188V242L185 240H183L184 241V244L183 243H181V244H179V242L180 241H182L181 239L179 240V242H178V245H181L180 247H178L179 249H181V251H182V249L184 248V251H180L179 249H177L176 247L178 246L177 245V241L176 242H174L173 241V243H175V244H173V246L178 250V251H180V252H178L177 250H173V247H172V249H171V242H172V240H173V237H174V234H170L171 232H169V234L171 235V236H169V235H167L169 238L171 237V242H169V244L171 245L170 246V249H162V251L164 250H166L163 254H161L160 255V251H161V249L158 251L157 249H155L157 252H155V253H157V256L155 255V257H157V258H159V259H163V256L166 258V260H168L169 259V256L171 255L170 254V252H172V254L173 255H176L174 258H175V260L176 261H173V262H176L177 264L180 262H182L181 260L185 257V259H187V260H184L183 261V264H187V262H188V264H193L191 261H193L194 260V258L193 257H195L196 259V261H194V262H197L198 264H204V260H205V254H204V256H203V258L201 257V251H207V249L211 246V244H212V240H218L219 238H220V236H222V234H221V232L223 233L224 232V230H225V228L223 227V219L225 218L222 214H221V211H220V209L219 208H217L216 207V196L214 195V199H213V201H212V203H211V206H210V204L209 205H207L209 202L208 201H211V198H209V197H211V194L208 196H206ZM60 195V196H59ZM69 195H67V196H69ZM90 195H93V196H90ZM99 195V196H98ZM104 195H105V198L107 197L108 198V200L106 199V200H104L105 198H104ZM142 195H143V197H142ZM10 196V197H9ZM15 196L17 197V198H15ZM62 196L65 198H62ZM82 198H81V197ZM91 197V198H89V197ZM108 196H111L110 197V199H109V197ZM116 196V197H115ZM34 197V198H33ZM54 197V198H53ZM56 197H59L58 199L56 198ZM74 197V196H73ZM78 197H80V198H78ZM85 197V198H84ZM87 197H88V199H87ZM94 197H95V199H94ZM98 197H100V199L98 198ZM101 197H103V198H101ZM157 197L158 198H160V200L159 199H157ZM218 197V196H217ZM11 198V199H10ZM31 198V199H30ZM48 198V199H47ZM137 198H138V200H137ZM203 198V199H204ZM213 198V197H212ZM15 199H16V202H15ZM18 199V200H17ZM40 199V200H39ZM57 199V200H56ZM68 199V200H67ZM82 199V200H81ZM84 199V200H83ZM99 201H101V202H99ZM102 199V200H101ZM148 199V200H147ZM210 199V200H209ZM1 200V199H0ZM12 200V201H11ZM34 200H36V201H34ZM43 200V201H42ZM61 200H63V201H65L64 203H63V201H61ZM67 200V201H66ZM86 200V201H85ZM92 200V201H91ZM111 202H110V201ZM117 200H118V202H117ZM18 201V202H17ZM41 203H40V202ZM61 201V202H60ZM89 201V202H88ZM96 201V202H95ZM103 201H105V202H107V201H109L110 203H109V205L107 204V203H104ZM178 201V200H177ZM176 201V202H177ZM202 201V202H201ZM32 202H33V204H32ZM35 202V203H34ZM50 202V203H49ZM52 202V203H51ZM68 202V203H67ZM82 202H83V204H82ZM94 202V203H93ZM115 202V203H114ZM136 202H138V203H136ZM148 202V204L149 205H146V203ZM158 202V203H157ZM175 202V203H176ZM179 202V203H178ZM177 203H178V205L179 206H181L182 204L180 203L181 202V200H179ZM198 202L202 205V208H201V206H198L199 204H198ZM1 203V205H0V207H5L6 206V204H4L3 206H2V201L0 202ZM21 203V204H20ZM46 203V204H45ZM63 203V204H62ZM100 203L101 204H106V212H104V213H102V210H101V208H103V205H101L100 206ZM112 203H113V205H112ZM198 205H197V204ZM205 205V207H208V208H206L205 209V207H204V209H203V204ZM40 204V205H39ZM60 204L62 205V207H60ZM67 204H69V205H67ZM88 204V205H87ZM111 204V205H110ZM115 204H116V206H118V208H119V206H120V208H119V215H117V216H115L117 213H118V210L116 211V209H118V208H116L115 210H114V207H115ZM154 204V205H153ZM188 204V205H187ZM19 205V206H18ZM37 205V206H36ZM39 205V206H38ZM68 207H67V206ZM78 205V206H77ZM86 205V206H85ZM99 205V206H98ZM141 205V206H140ZM158 205V207H161V206H159ZM163 205V206H164ZM191 205V204H190ZM18 206V207H17ZM23 206V207H22ZM32 206H33V208H32ZM36 208H35V207ZM50 206V207H49ZM71 206V205H70ZM76 206V207H75ZM109 206V207H108ZM110 206H112L111 208H113V210L116 212V214H115V212L113 211V213L115 214H112L111 212V208H110ZM149 206H151L150 208H149ZM195 206V207H194ZM196 206H198V207H196ZM42 207V208H41ZM49 207V209H47ZM56 207V208H55ZM98 207H101L100 209L98 208ZM156 208H157V206H155ZM154 207V208H155ZM190 207H193V208H191V209H193L194 210V208H195V212L197 213V209L198 210H201V212L200 211H198V213L197 214H195V212H193L195 215H193V213H192V215H186V212H189V213H191V209H190ZM19 208V209H20ZM75 208V209H74ZM78 208H80V209H78ZM86 208V209H85ZM98 208V209H97ZM104 208V209H105ZM153 208V209H154ZM156 208L153 210V211H155L156 210ZM179 208V209H178ZM3 209H4V211H3ZM2 210H1V208H0V211H1V215L0 216H2V212L4 213L5 211H6V209L7 208H3ZM18 209V210H19ZM34 209V210H33ZM37 209H39V210H37ZM57 209H60V210H57ZM76 209H77V211H76ZM93 209V210H92ZM108 209H109V211H108ZM37 210V211H36ZM41 210V211H40ZM50 210V211H49ZM55 210V211H54ZM80 212H79V211ZM86 211V212H84V211ZM89 210V211H88ZM99 210L101 211V212H99ZM182 210H180L181 212H182ZM189 210V211H188ZM192 210V211H193ZM207 210V211H206ZM212 210V211H211ZM20 211V210H19ZM36 211V212H35ZM59 211H61V212H63V213H61V212H59ZM69 211H71L70 213H69ZM72 211L74 212V213H72ZM83 211V212H82ZM122 211V212H121ZM142 211V212H141ZM177 211H175L176 212V214H177ZM206 211V212H205ZM21 212V211H20ZM58 212V213H57ZM65 212V213H64ZM68 212V213H67ZM76 212V213H75ZM110 212V213H109ZM121 212V213H120ZM141 212V213H140ZM212 212H214L213 214H212ZM53 213V214H52ZM56 213V214H55ZM123 213V214H122ZM144 213V214H143ZM189 213H187V214H189ZM199 213H200V215H201V217H200V215H199ZM202 213V214H201ZM210 213L212 214V215H210ZM62 214V215H61ZM75 214V215H74ZM95 214V215H94ZM97 214V215H96ZM103 214V215H102ZM107 214V215H106ZM108 214H109V216H108ZM111 214L115 217H113V216H111ZM121 214V215H120ZM209 214V215H208ZM214 214H218V216H216V218L214 219H212V217H210V216H215ZM220 214V215H219ZM58 215V216H57ZM63 215L64 216H66V217H63ZM77 215V216H76ZM104 215H106V217L104 216ZM142 215V216H141ZM161 215V214H160ZM179 215H177L176 216V218H179ZM198 215H199V217H198ZM203 215V216H202ZM208 215V216H207ZM25 216V217H24ZM69 216V217H68ZM79 216V217H78ZM134 216V217H133ZM186 216V217H185ZM189 216V218H187ZM195 216V217H194ZM59 217H61V219L59 218ZM63 217V218H62ZM72 217V218H71ZM78 217V218H77ZM81 217H83V218H81ZM91 217L93 220L92 221H94V219H95V222L97 221L98 223L99 222H101V223H103L104 225H105V227H107V229L104 227V225L103 224H98L97 222H96V224L97 225H95V222L93 223V222H91V220H90V222H89V218ZM110 217V218H109ZM118 217V218H119ZM152 217V216H151ZM154 217V218H155ZM193 217V218H192ZM220 217V218H219ZM80 218V219H79ZM87 218V222H85V223H87V225L84 223V221H85V219ZM90 218V219H91ZM97 218V219H96ZM194 218H196V219H194ZM204 218V219H203ZM219 218V220H217V221H215L216 219H218ZM59 219H60V223H59ZM62 219H65V220H62ZM66 219H67V221H66ZM82 219H84V221L82 220ZM99 219H101V220H99ZM112 219H113V221H112ZM130 219V220H129ZM142 219V220H141ZM146 219V220H145ZM189 219V220H188ZM103 220H104V222H103ZM207 220V221H206ZM55 221H57L58 223H56ZM64 221V222H63ZM112 221V222H111ZM115 221V222H114ZM63 222V223H62ZM68 222V223H67ZM72 222V223H71ZM107 222H108V224H107ZM110 222V223H109ZM114 222V224H112ZM127 222V223H126ZM191 222V223H190ZM30 223V224H29ZM80 223V226H78V224ZM118 224H119V222H117ZM129 223V224H128ZM149 223V224H148ZM172 223V224H173ZM185 223V224H186ZM214 224V226H213V224ZM58 224V225H57ZM64 224V225H63ZM107 224V225H106ZM111 224V225H110ZM139 224V225H138ZM171 224V223H170ZM184 224V225H185ZM217 226H216V225ZM31 225V226H30ZM36 227V230H35V228H34V226ZM41 225V226H40ZM72 225V226H71ZM75 225V226H74ZM87 228L88 227V230L84 227V226ZM137 225H138V227H137ZM166 225H169V224H166ZM166 225H163L162 227H163V229L160 227V229L163 231L164 229H165V226ZM175 225V224H174ZM175 225V226H176ZM33 226V227H32ZM64 226H65V228H64ZM99 226H100V228H99ZM117 226V225H116ZM120 226V225H119ZM118 226V227H119ZM120 226V227H121ZM130 226V227H129ZM135 226V227H134ZM156 226V225H155ZM175 226L173 227V225H172V227L171 226H168V227H171V228H168L167 226V231L169 230V231H172V233H174L173 232V230L172 229H174L175 228ZM216 226V227H215ZM37 227H39V229L37 228ZM69 227V228H68ZM80 227V228H79ZM89 227H91V229H89ZM104 229H103V228ZM115 227V226H114ZM188 227H190V228H188ZM62 228H64V229H62ZM67 228V229H66ZM71 228V229H70ZM79 228V229H78ZM81 228H83V229H81ZM136 228H137V230H136ZM193 228V229H192ZM195 228V229H194ZM196 228H197V230H196ZM46 229H48V230H46ZM69 229V230H68ZM73 229V230H72ZM81 229V230H80ZM94 229H95V231H94ZM98 229V230H97ZM105 230V231H103V230ZM135 229V230H134ZM151 229H153V231H156L157 232V234H158V232H159V235H157L158 236V239H160L161 238V236H160V234L161 233H164V231L162 232L160 229H159V226H158V230H160V231H158V230H156L157 228L155 227V229L152 227ZM187 229V230H186ZM39 230L41 231L40 233H39ZM46 230V231H45ZM49 230L51 231V232H49ZM71 230V231H70ZM76 230H78V231H76ZM100 230H102V231H100ZM129 230H131L130 232H129ZM150 230V229H149ZM90 231V232H89ZM98 231V232H97ZM143 231H145V230H142L141 232H143ZM146 231H147V229H146ZM185 231V232H184ZM188 231H192L191 233L189 232L188 233ZM72 232V233H71ZM78 232V233H77ZM85 232V233H84ZM86 232L88 233V234H86ZM92 232V233H91ZM103 232V234H101ZM148 233H150L151 232V230H150V232L149 231H147ZM205 232V233H204ZM39 233V235H41V236H39V235H37ZM46 233V234H45ZM76 233V234H75ZM81 233V234H80ZM95 233H97V234H95ZM99 233V234H98ZM106 233V234H105ZM213 233H214V236H212L213 235ZM152 234V233H151ZM156 234V233H155ZM166 234H167V232H166ZM166 234H164V235H166ZM198 234V235H197ZM224 234V233H223ZM92 235V236H91ZM96 235V236H95ZM109 237H108V236ZM154 235V234H153ZM163 234H162V236L165 238H167V236H164ZM194 237H193V236ZM39 236V237H38ZM42 236H44V237H42ZM53 236H55V238L53 237ZM79 236H80V238H79ZM84 236L86 237V238H84ZM89 236V237H88ZM102 236V237H101ZM157 236H155V237H157ZM160 236V237H159ZM184 236V237H185ZM193 238H192V237ZM198 236V237H197ZM199 236H200V238H202V240L199 238ZM203 236V237H202ZM205 236V237H204ZM40 237H41V239L43 238V240H40L39 241V239H40ZM46 237V238H45ZM99 237H100V239H99ZM104 237H106V238H104ZM133 237V238H134ZM162 237V238H163ZM178 237V238H177ZM57 238V239H56ZM77 238V240H75L74 241V239H76ZM81 238H82V240H81ZM103 238V239H102ZM161 238V241H159L158 240V242H159V244H160V242H162V240L164 239H162ZM167 239V241H169L170 239ZM193 240H192V239ZM206 238H210L209 239V241H208V239H206ZM60 239V240H59ZM88 239H90V240H88ZM107 239V240H106ZM129 239H130V237H129ZM129 239H127L128 240V244H131L132 242H133V240H131V243H129ZM176 239H174V240H176ZM205 239V240H204ZM45 240H46V243H43V241L45 242ZM55 240H57V241H55ZM80 240H81V242H80ZM92 240H93V242L94 243H91L92 242ZM109 240V241H108ZM126 240V241H127ZM199 240H201V247H205V249H203V250H201V249H199V251L200 252H198L197 254L199 255H197V254H195V256H189L190 254H191V252L194 250L193 248H195V252L193 251V253H196L197 252V250H196V248L197 247H199L198 245L200 244V241ZM204 240V241H203ZM58 241H60L59 243H57V244H59V248H58V246H56V244L54 243V242H58ZM68 241H70V242H68ZM79 241V242H78ZM91 241V242H90ZM110 241H112V242H110ZM125 241V245L127 246L128 244H127V242ZM164 241L166 242V239H164L163 240V243H161L160 245L158 244V246H159V248L161 247L162 248V246L164 245V247L163 248H166L165 247V244L166 243H164ZM195 241H199V242H197V243H199V244H196V242ZM212 241V242H211ZM40 242H42L43 243V245H42V243H40ZM52 242V243H51ZM75 242V243H74ZM83 242V243H82ZM99 242V243H98ZM205 244V245H203L202 246V244L203 243ZM40 243V244H39ZM62 243H63V245H62ZM89 245L90 244V247L92 248V247H94V245H96L95 243H97V245L96 246H98V244H99V246L96 248V247H94V249L92 248V254L91 253H89V252H83V249L82 248H85V247H82V245L83 246H86L87 244ZM103 243V244H102ZM114 243V244H113ZM168 243V242H167ZM44 244H46L45 246H44ZM47 244H49V246L47 245ZM65 244H67V245H69V246H71V247H67V249H66V247L64 248V245ZM101 244V245H100ZM169 244H167L166 246L168 247L169 246ZM196 244V245H195ZM60 245H62V246H60ZM66 245V246H67ZM77 245V246H76ZM91 245H93V246H91ZM182 245H184V246H182ZM191 245H192V247H191ZM195 245V246H194ZM44 246V247H43ZM48 246V247H47ZM78 247V248H76V247ZM80 246V247H79ZM43 247V248H42ZM47 247V249L48 250H46L45 251V248ZM52 247H53V249H52ZM54 247H55V249H54ZM57 247V248H56ZM63 247V248H62ZM74 247V248H73ZM82 247V248H81ZM88 247V246H87ZM201 247H199V248H201ZM61 248V249H60ZM71 248V249H70ZM76 248V249H75ZM79 248H80V251H79ZM174 248V249H175ZM41 249V250H40ZM42 249H44V250H42ZM64 249V250H63ZM75 249V250H74ZM55 250H60L59 251V253L56 251L55 252ZM76 250H77V252L78 253H76ZM86 250L88 251V250H90L89 248H86ZM96 250H98V251H96ZM100 250H101V252H100ZM189 250H192L191 252H189L188 253V251ZM40 251H43V252H41L42 253V255H41V253L40 254H38ZM62 251V252H61ZM167 251H169V252H167ZM173 251H175L176 253L178 252V253H183V254H181V255H185V256H180V257H183L181 260H178V259H176L177 258V254L174 252L173 253ZM50 252V253H49ZM108 252H109V254H108ZM113 252V253H112ZM116 252V253H115ZM119 252V253H118ZM43 253H44V255H43ZM56 253H58V254H56ZM72 253V254H71ZM83 253V254H82ZM85 253V254H84ZM88 253V254H87ZM100 253V254H99ZM107 253V254H106ZM162 253V252H161ZM170 255H169V254ZM202 253H204V252H202ZM58 256L59 255V257H57L56 255ZM80 254H82V255H80ZM97 254H99V256H97ZM158 254L160 255L159 257H158ZM180 254H178V256L180 255ZM55 255V256H54ZM63 255H65V256H63ZM72 255V256H71ZM80 255V256H79ZM114 255V256H113ZM154 255L152 256V258H150V257H148V258H146L145 256H141V255H133L134 257H135V260L134 259H132L131 257L130 258H128V260L130 261V260H132V262H129V264H142L143 262V264H145V261H146V259L147 260H149V258H150V260H151V262H150V264H156V259H155V257H154ZM168 255V256H167ZM172 255V256H173ZM188 255V256H187ZM60 256H63V257H60ZM83 256H85V257H83ZM89 256V257H88ZM103 256V257H102ZM120 256V257H119ZM136 256H137V259H136ZM170 257V259L171 258H173V257ZM196 256H198V257H196ZM51 257H52V260H51ZM55 257H57L56 259H55ZM65 257H66V259H65ZM70 257V258H69ZM99 259H98V258ZM141 257V258H140ZM144 257V259L143 260H145V261H141V263H139L140 262V260L142 259ZM50 258V259H49ZM78 258V259H77ZM111 258H113V259H111ZM139 258V259H138ZM164 258V259H165ZM168 258V259H167ZM173 258V259H174ZM193 260H192V259ZM44 259V260H43ZM60 259H62V262H61V260ZM63 259H65V260H63ZM70 259H72V260H70ZM91 259V260H90ZM97 259V260H96ZM155 259V260H154ZM158 259V260H159ZM191 259V260H190ZM47 260V261H46ZM50 260V261H49ZM77 260V261H76ZM80 260V261H79ZM95 260H96V262H95ZM108 260V261H107ZM116 261V263H115V261ZM149 260V261H150ZM178 260V261H177ZM46 261V262H45ZM60 261V262H59ZM74 261V262H73ZM135 261V262H134ZM152 261H155V263H152ZM169 261V260H168ZM170 261H172V259L170 260ZM187 261V262H186ZM59 262V263H58ZM82 262V263H81ZM99 262V263H98ZM101 262V263H100ZM147 262V261H146ZM185 262V263H184ZM200 262V263H199ZM64 263V262H63ZM111 263V264H112ZM121 263V262H120ZM179 263V264H180ZM122 264V263H121ZM124 264V263H123ZM125 264H127V263H125ZM147 264V263H146ZM148 264H149V262H148ZM196 264V263H195Z\"/></svg>",
    "mask_w": 264,
    "mask_h": 264
}]
</instances>
